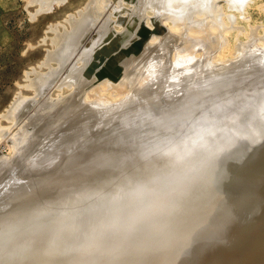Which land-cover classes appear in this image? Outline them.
<instances>
[{"label":"rangeland","instance_id":"1","mask_svg":"<svg viewBox=\"0 0 264 264\" xmlns=\"http://www.w3.org/2000/svg\"><path fill=\"white\" fill-rule=\"evenodd\" d=\"M43 1H45V0H0V183H2L4 180H6V178L8 177V176H11V177H13V175H14V177L16 176H19V177H21L22 178V180H25V181H32L34 178L35 179H37V178H39V177H42V176H44V175H46V174H49V173H57V174H60L61 172V170H62V168H63V165H62V163H61V161L63 162V160H65V155H64V153H62V152H60V148H59V146H60V144L59 143H56L55 145H54V147H53V145L50 147V146H47V142H45V141H41V144H39V139L37 140H34L35 142H33L31 145L29 144V142H30V138H29V135H31V139L33 140L34 138H33V134L34 133H32V132H35L36 131V129L37 128H34L33 127V125H34V123L31 121V117L34 115V110H36L37 108H38V105H40L41 103H42V99H43V96L44 95H46L47 93L48 94H51V96L52 97H57V95L59 94V93H62V91H63V96H66V95H68L70 92L67 90V88H65V89H63L62 88V90L61 91H56V89L57 88H55L54 87V84H52L51 86H53V87H51L50 86V90L48 89V91L47 90H45V91H47V93L44 91V93H42L41 95H36V93H35V89L34 88H31V87H27L28 86V83H30L29 81L32 79V78H34V76H35V74L34 73H37V72H40V74H42L43 72L45 73V71L47 72V68H46V66L44 65V66H41V65H43V64H41V65H39L40 63H42V61L45 59V57L44 56H46V51L47 50H49V49H51L52 48V44H51V38H52V36H53V31L51 30H49V25H53V24H56L57 22H61L62 21V19H63V17H65V15L67 14V13H69V12H72L77 6H78V4L80 3V1H82V0H65V1H63L62 2V4H61V2L60 3H57V6H56V3L54 4V5H52V7L50 8V9H48V10H50V11H48L47 12V10L45 11L43 8H44V5H43ZM203 2V4L204 3H206V4H202L204 7H206V8H210V6H211V4H210V0H203V1H201V3ZM220 2V3H219ZM222 2V3H221ZM45 3V2H44ZM219 4V6H220V9H218V10H222V13L223 14H220V21H219V19L217 20L215 17L214 18H208V19H204V20H202L203 18H197L196 16H195V14H193V15H191V14H189L188 13V11H190L189 9H186V11L185 12H183V11H181L180 12V15H182L183 16V18L184 17H189L190 19H188V20H190L189 21V24H188V21H177V20H175V22H176V24L175 25H173V26H171V25H169V23H168V25H162L161 27H160V36H161V40H160V42H159V44L158 45H156L155 46V49H154V52H153V55L152 56H150V59H151V62H149V63H151L152 65H150V64H148L147 62V60H144V62H143V64H140V66H134V67H132V68H130L128 71H126V74L125 75H129V74H131L135 69H137V67H138V69H139V71H140V73L139 74H143V73H146L148 70H149V73H150V71H151V73L154 75H156V71H158L159 70V72H158V74H159V77H161L160 79H159V77H158V75L157 76H152V74L150 73H148V75H150L151 77H152V79L151 80H153V77H154V80H157V81H152V82H161L160 84H162V85H164V86H162V85H160L159 83L156 85V86H154V88L152 89L151 88V91L150 90H146V88L145 87H142V89L143 88H145L143 91H142V89H139V94H138V96L136 97L137 99H133L132 101H133V104H131L126 110H125V113L128 111V110H134V108H139L140 106L141 107H144V106H147V105H149V103H151V101L153 100V99H156V98H158V100H159V98L162 100V102H161V100H159V103L160 104H164L165 106V109H167V108H169V107H171L172 105H175V104H178V103H180V102H185V104H187V107H189V102H190V99L192 98V97H194L195 99H197L196 98V96L198 97V98H200V99H197V101H199V103L201 104H199V107L198 108H196V109H194V110H192V112L190 113L191 115L190 116H188V118H184V119H181V121L183 120V123H182V126H186V128H189V126H190V124H194L195 122V124H197V125H203V127H204V131L203 130H201V129H203V128H197L196 130L194 129V128H191V129H189V130H186L187 131V135L186 136H188L189 137V139H195V140H199L198 138H201L200 136H204V137H202V138H207V140L209 139V141L211 140L212 142H213V140L214 141H223V142H226L225 140H229V142H230V144H232V146H235L236 148H239V147H241V149H239V150H242V151H245V150H247L248 148H254V146H257V148H258V150L261 152V153H263L264 154V108L263 107H261L262 105H264V85L262 84V82H264V71H263V69H264V0H245L244 1V3H243V6L242 7H236V8H230V7H228V4H227V2H226V0H218L217 2H216V4ZM43 5L42 7L40 6V5ZM208 4H210L209 6H208ZM247 4V5H246ZM192 5V7L195 5L194 3H192L191 4ZM191 5H188V6H191ZM256 5H258V6H256ZM41 7L44 11H42V9L39 8ZM37 8H38V10H40V11H38L37 10ZM181 6L179 5V6H175L174 7V11H171V12H175V14L176 13H178V10H181ZM259 8V9H258ZM261 8V9H260ZM38 12H40V13H36L37 11ZM36 11V12H35ZM233 11H234V13H233ZM246 11V12H245ZM192 13V12H191ZM243 13V14H242ZM229 14L231 15V17H232V22H231V20H229L228 19V16H229ZM35 15V16H34ZM225 15V16H224ZM228 15V16H227ZM236 15V16H235ZM246 16H248V17H246ZM33 17H34V19H33ZM230 17V16H229ZM193 19H195V21H193ZM199 19V21H197ZM210 19H211V22H210ZM231 19V18H230ZM214 22H213V21ZM217 20V21H216ZM197 21V22H196ZM187 22V23H186ZM192 22V23H191ZM185 23V24H184ZM217 23H218V25H217ZM180 24H181V27H183V29H181V27H180ZM188 24V25H187ZM192 24H194L195 25V27H194V25H192ZM196 24H198V25H196ZM204 24V25H203ZM214 24V25H213ZM220 24V25H219ZM223 24V25H222ZM227 24V25H226ZM191 25V27L189 28V26ZM208 25V26H207ZM217 25V26H216ZM168 26V27H167ZM178 26V27H177ZM204 26V27H203ZM222 26V27H221ZM228 27L229 28V30H228V28H226V27ZM175 27V28H174ZM223 27L225 28V30L223 29ZM48 28V29H47ZM169 28H171L173 31L172 32H174L175 31V29H177L178 28V30L177 31H175L174 33H172L170 30V32L168 31V29ZM215 28V29H214ZM51 29V28H50ZM61 28H60V26H59V30H60ZM209 29V30H208ZM211 29V30H210ZM220 29H221V33L222 34H226V32H227V34L226 35H223V37H224V39H223V37H222V34L220 33ZM187 30V31H186ZM188 30H189V33H188ZM213 30V31H212ZM224 30V31H223ZM235 30V31H234ZM45 31V32H44ZM47 31V32H46ZM183 31H184V33H183ZM191 31V32H190ZM193 31V32H192ZM187 32V33H186ZM235 32V33H234ZM241 32V33H240ZM173 34V35H171V34ZM219 33H220V36H219ZM169 36H168V35ZM182 34H184V35H182ZM188 34V35H187ZM195 34V35H194ZM45 35V36H44ZM171 35V36H170ZM159 36V37H160ZM219 36V37H218ZM42 37L44 38V39H42ZM51 37V38H50ZM166 37V38H165ZM196 37V38H195ZM48 38V39H47ZM165 38V39H164ZM210 38V39H209ZM163 39V40H162ZM185 39V40H184ZM216 39V40H215ZM220 39H222V41H223V43H224V47H223V43L221 44L220 43ZM50 40V41H49ZM184 40V41H183ZM197 40H199V42H197ZM211 40V41H210ZM196 41V42H195ZM192 42H194L195 44H197V46L195 45V44H192ZM208 42V43H207ZM199 43V44H198ZM202 44V46H201V44ZM205 43H207L206 45H204ZM176 44V45H175ZM218 44H220V46H218ZM180 45V46H179ZM187 45V47H185ZM191 47H190V46ZM196 47H195V46ZM208 45V46H207ZM204 46V47H203ZM224 48V49H222V47ZM162 47V48H161ZM173 47H175V48H172ZM182 47V48H181ZM188 47H190V48H192L191 50H190V48H188ZM165 48V49H164ZM185 48H188L187 50L185 49ZM171 49V50H170ZM196 51H195V50ZM204 49V50H203ZM163 50H164V52H163ZM186 50V51H185ZM223 50H225V51H223ZM176 51V52H175ZM222 51V52H221ZM163 52V53H162ZM174 52V53H173ZM183 52V53H182ZM185 52V53H184ZM189 52V53H188ZM195 52V53H194ZM224 52V53H223ZM165 53V54H164ZM191 53V54H190ZM232 53V54H231ZM235 53V54H234ZM180 54V55H179ZM182 54V55H181ZM188 54H190V55H188ZM231 54V55H230ZM173 55H175V58H174V56ZM184 55V56H183ZM197 55V56H196ZM222 55V56H221ZM223 55H224V57H223ZM236 55V56H235ZM260 55V57L258 58V56ZM154 56V57H153ZM177 56V57H176ZM185 56H187V57H185ZM192 56V57H191ZM211 56V57H210ZM228 56H229V58H228ZM152 57V58H151ZM157 57H159V58H157ZM163 57V58H162ZM166 57V58H165ZM195 59H194V58ZM220 57V58H219ZM258 58V59H256V58ZM160 61V62H162V65L160 64V62L158 63L159 64V69H158V67H157V63H156V61H157V59ZM161 58V59H160ZM168 58V59H167ZM180 58V59H179ZM182 58V59H181ZM250 58H253V59H250ZM262 58V59H261ZM148 60H149V58H147ZM156 59V60H155ZM167 59V60H166ZM216 59H217V61H216ZM163 60H165V62L163 61ZM205 60V61H204ZM251 60L253 61V62H251ZM256 61V63H257V61H258V63H257V67H256V63H255V61ZM183 61V62H182ZM187 61V62H186ZM224 61V62H223ZM259 61H261V62H259ZM156 64H155V63ZM197 62V63H196ZM233 62V63H232ZM249 62H251L250 64H249ZM154 63V64H153ZM203 63V64H202ZM235 63L237 64V66L235 65ZM241 63V64H240ZM247 63V64H246ZM260 63H262V66H261V64ZM53 64V63H52ZM148 64V65H147ZM251 64L253 65V66H251ZM54 65V64H53ZM145 65H147L148 67H145ZM154 65H156V66H154ZM165 65V66H164ZM170 65V66H169ZM201 65V66H200ZM238 65H240L239 67L241 68V69H239L240 71H238L240 74L238 75V72H237V70H238ZM260 65V66H259ZM142 66V67H141ZM163 66V67H162ZM200 66V67H199ZM202 66H204V67H202ZM232 66H233V68L236 70V72H234L233 70H231V68H232ZM235 66H236V68H235ZM242 66V67H241ZM249 66V67H248ZM251 66V67H250ZM259 66V67H258ZM152 67V68H151ZM157 67V68H156ZM165 67V68H164ZM181 67V68H180ZM195 67V68H194ZM231 67V68H230ZM33 68V70H31ZM144 68H146V70L148 69V68H150V69H148L147 71L146 70H144ZM157 70H156V69ZM163 68V69H162ZM169 68V69H168ZM185 68V69H184ZM202 68V69H201ZM213 68H215V69H213ZM219 68V69H218ZM223 68V69H222ZM229 68V69H228ZM245 68H247V70L248 71H252V72H245ZM251 68H253V69H251ZM262 70H261V69ZM178 70V72H175L174 73V71H177ZM197 69H198V71H197ZM200 69V70H199ZM205 69V70H204ZM221 69V70H220ZM225 69V70H224ZM227 69V70H226ZM242 69H244V71L242 72ZM259 69V70H258ZM142 70H144V72L142 71ZM154 70H156L155 71V73H154ZM162 70V71H161ZM166 70V73L165 74H163L164 73V71ZM169 70V71H168ZM172 70V71H171ZM191 70V71H190ZM195 70V71H194ZM203 70V71H202ZM255 70V71H254ZM66 71V68L60 73V76H58L57 77V79L56 80H58L63 74H64V72ZM146 71V72H145ZM199 71H201L200 72V74L202 75L203 74V76H200L199 75ZM209 71V72H208ZM222 71V72H221ZM226 71V72H225ZM229 71H232L233 72V74H232V72H229ZM25 72H26V74H25ZM168 72H170V73H172V74H167ZM188 72H191V73H193V74H197L196 76H195V78L194 79H191V77L192 76H194L193 74H191L190 75V73L188 74ZM203 72V73H202ZM43 73V74H44ZM177 73V74H176ZM209 73H211V74H209ZM216 73V74H215ZM225 73H227V74H225ZM237 73V74H236ZM243 73H246V74H244V76H241V74H243ZM247 73L249 74V76L252 74V75H257V73H261L260 75V77H258L259 75H257V77H256V75L255 76H251V77H248V75H247ZM255 73V74H254ZM141 74V75H142ZM176 74V75H175ZM179 74V75H178ZM182 74H184V76H183V79H182ZM187 74V78H188V76H189V81H188V79H186V77H185V75ZM206 74H209V75H206ZM223 74H225V78H223L224 77V75ZM229 74H231V75H229ZM33 75V76H32ZM124 75V76H125ZM164 75V76H163ZM165 75H167V76H165ZM171 75V76H170ZM172 75H173V77H172ZM181 75V76H180ZM204 75H206V76H204ZM214 76V75H217V76H214V77H209V76ZM228 75V76H227ZM234 75V76H233ZM237 75H238V77H237ZM123 76V77H124ZM162 76H163V78H162ZM178 76H180V77H178ZM200 77V79H199V77ZM123 77H120L119 78V81H120V79L121 78H123ZM155 77H158V78H155ZM176 77V78H175ZM204 77L207 81H205V79L202 78ZM216 77H218L217 79H218V81H216L217 79H215ZM220 77H222L221 78V80H224L223 82L220 80ZM230 77H232V78H234V77H237V81H236V78H235V80L234 79H230ZM240 77H242V78H240ZM244 77V78H243ZM26 78H27V80H26ZM167 78V79H166ZM178 78V79H177ZM179 78H181V79H179ZM208 78L210 79V81L211 80H215V82H216V84H218V85H216V84H214L213 82H211L210 84L208 83V82H210L209 80H208ZM211 78H214V79H211ZM226 78H228L227 79V81H226ZM251 78V79H250ZM255 78L259 81V82H257V80H255ZM259 78H260V80H259ZM147 79V78H146ZM159 79V80H158ZM165 80L164 82H163V80ZM185 79V80H184ZM199 80V82H200V84H201V80H203V82H204V84H203V82H202V86L203 85H205L206 86V84L208 83L209 85H211L212 86V84L213 85H215L216 86V89H215V87L214 86H212L213 87V89L212 90H210V92L209 91H205V90H202V88H193V87H195L194 86V84H192V81L191 80ZM242 79V80H241ZM252 79H254V80H252ZM151 80H149L150 82H151ZM180 80H184V82L183 81H180ZM228 80H230L229 82H231L230 84H229V82H228ZM119 81H114V82H112V84H111V87H112V91H114V93H112V92H110V91H108V90H110L109 89V87H108V90H106V92H109V93H106V92H104L105 93V95H107L108 97H104L103 95H100L101 96V98H102V100L104 99H106L107 100V102H105L104 103V105H102V106H97L96 104V108L97 109H99V110H101L102 109V114L106 111L107 112V116L110 114L111 115V117L112 118H110V120L109 119H107L106 120V122H108V123H106V122H100V123H98L100 120H96L95 121V119L94 118H96V116L95 117H93V119H92V122H90V126H92L93 124H94V126H92L93 127V132L94 133H98V131H100V130H104V129H107V130H109L113 125H116L117 123H119L120 122V120H121V118L119 119V120H116V122H114L115 120L113 119V118H115V119H117V114H118V112L116 111L118 108H116V106H118L119 105V103H121V102H124L125 100L128 102V99H132L133 97H131V95H128L127 93H126V89H128V87L129 86H127V83H120L119 84ZM166 81H168V82H166ZM172 81H173V83H172ZM185 81H187V82H185ZM226 81V82H225ZM233 81V82H232ZM238 81H239V83H238ZM115 82H116V84L118 85H116L115 84ZM118 82V83H117ZM181 82V83H180ZM190 82H191V84H190ZM207 82V83H206ZM217 82H219V83H217ZM227 82H228V84L229 85H227ZM46 83H47V81H46ZM163 83H165V84H163ZM169 84V86L170 87H168V84ZM174 83H176L175 85H174ZM177 83H178V85H180V86H178L177 85ZM189 83V84H188ZM220 83H223V84H221L220 85ZM225 83V84H224ZM145 84V83H144ZM183 84V85H182ZM186 84H188V85H186ZM123 85V86H122ZM129 85V84H128ZM131 85V84H130ZM141 85H142V83H141ZM148 85V84H147ZM146 85V86H147ZM172 85H174V87H172ZM185 85V86H184ZM190 85H192V86H190ZM208 85V86H209ZM221 87H220V86ZM223 85H224V87H223ZM225 85H227V87L225 86ZM24 86V87H23ZM113 86H115V87H113ZM120 86V87H119ZM125 86L127 87L126 89H125ZM184 86V87H183ZM187 86H189V87H187ZM247 86H251V88L250 89H248V88H246ZM254 86V87H253ZM256 86V87H255ZM27 87V88H26ZM168 87V88H167ZM172 87V88H171ZM177 89H176V88ZM217 87H219V90L221 91V89H223V88H225V89H223V91H219L218 89H217ZM223 87V88H222ZM253 87V88H252ZM114 88V89H113ZM116 88V89H115ZM53 89V90H52ZM123 89H124V91H123ZM149 89V88H148ZM188 89L190 90L189 91V93H187V91H188ZM228 91H227V90ZM255 89V90H254ZM34 90V91H33ZM218 92H217V91ZM254 92H253V91ZM262 90H263V92H262ZM147 91V92H146ZM206 92V93H203V94H201L200 92ZM225 91V92H224ZM227 91V92H226ZM240 91V92H239ZM245 91V92H244ZM248 91V92H247ZM251 91V95H250V92ZM256 91V92H255ZM121 92V93H120ZM123 92V93H122ZM220 92V93H219ZM233 92V93H232ZM238 92V93H237ZM242 92V93H241ZM257 92L259 93V92H261V93H259V94H257ZM197 93V95H195V94ZM212 93V94H211ZM240 93H241V95H243V96H241L240 95ZM247 93V94H246ZM249 93V94H248ZM254 93H255V95H254ZM89 94H94L93 92H89V93H87V98H88V96H90L91 97V95H89ZM113 94V95H112ZM118 95L119 96V94H121L120 95V97H118V96H116V95ZM124 94V96H122ZM175 94V95H174ZM192 94H194L192 97H191V95ZM200 94V95H199ZM214 94V96H212ZM222 94H224V95H222ZM261 94V95H260ZM112 95V96H111ZM205 95V96H204ZM233 95V96H232ZM239 95V96H238ZM253 95H254V97H253ZM257 95V96H256ZM263 95V96H262ZM20 96V97H19ZM201 96V97H200ZM207 96V97H206ZM210 96L212 97V98H210ZM223 96H225V98H229V97H234V96H238L237 98H235V100L233 99L232 101L231 100H229V101H227V99H223ZM247 96V97H246ZM249 96H252V97H249ZM258 96H260V97H258ZM16 97H18V98H24V99H22V101L23 102H20L19 103V105H18V108L19 109H17V111L14 113V117L13 116H9L10 118H8L7 119V112H9L11 109H9V106H12V104H10L11 102H15V101H19L18 100V98H16ZM117 97V98H116ZM121 97H123V98H121ZM176 99H175V98ZM179 99H178V98ZM187 97L188 98H190V99H187ZM203 97V98H202ZM210 99H209V98ZM242 97H244V98H242ZM256 97V99H253V98H255ZM258 97V98H257ZM13 98V99H12ZM27 98V99H26ZM33 98V99H32ZM42 98V99H41ZM108 98H116V100L114 99H111V100H113V101H111L110 99H108ZM125 98V99H124ZM184 98V99H183ZM187 99V101H186V99ZM218 98H222V99H220L221 101H219L218 100V103L216 104V102H217V99ZM240 98V99H239ZM249 98V99H248ZM259 98H261L260 100H259ZM34 99H36L35 101H34ZM141 99H143V101L141 100ZM151 99V100H150ZM175 99V100H174ZM182 99V100H181ZM207 99V100H206ZM216 99V100H215ZM39 100V101H38ZM41 100V101H40ZM136 100H138V101H140L139 103H138V101H136ZM147 100H149V101H147ZM157 100V101H158ZM164 100L165 101H167V102H170V100L172 101V102H170L169 104H166V102H164ZM176 100H178V101H176ZM189 100V101H188ZM205 100V101H204ZM213 100V101H212ZM243 100V101H242ZM254 100H258L257 101V104L255 105V106H252V107H249V109H247V106L248 105H250L252 102ZM37 101V102H36ZM125 101V102H126ZM130 101V100H129ZM132 101H130V102H132ZM145 101H147V103L145 102ZM174 101V102H173ZM211 101H212V103H211ZM215 101V102H214ZM231 101V102H230ZM234 101V102H233ZM235 101H237L238 102V104H237V102H235ZM241 101H242V103L244 104H242L241 103ZM251 101V102H250ZM119 102V103H118ZM130 102H128V103H130ZM144 102V103H143ZM164 102V103H163ZM176 102V103H175ZM210 102V103H209ZM225 103V104H221V103ZM250 102V103H249ZM261 102V103H260ZM114 103H117V104H115L116 106H115V108H116V110L112 107V105H114ZM134 103H138V105H134ZM141 103H142V105H141ZM172 103V104H171ZM192 103V102H191ZM228 103V104H227ZM90 104V103H89ZM213 104H214V106H213ZM231 104V105H230ZM236 104V105H235ZM241 104V105H240ZM110 105H111V107H110ZM128 105V104H127ZM169 105V106H168ZM225 105V106H224ZM239 105V106H238ZM259 105V106H258ZM24 106V107H23ZM33 106V107H32ZM107 106H109L110 108H111V110H112V108L115 110L114 112L115 113H113V110H112V112H111V110H110V112H109V109H106V107ZM218 106H219V111H217V109L215 110V111H217L216 113L215 112H213V110H210V107H213V108H218ZM222 106V107H221ZM241 106V107H240ZM95 107V106H94ZM103 107H105L104 109H103ZM108 107V108H109ZM140 107V108H141ZM234 107V108H233ZM239 107H240V109H239ZM245 107V108H244ZM261 107V108H260ZM23 108V109H22ZM8 109V110H7ZM202 109L204 110V111H202ZM242 109V110H241ZM263 109V110H262ZM119 110V109H118ZM201 110V111H200ZM221 110V111H220ZM211 111V112H210ZM237 111V112H236ZM245 111V112H244ZM261 111V112H260ZM33 112V113H32ZM99 112V111H98ZM97 112V113H98ZM101 112H99V113H101ZM105 112V113H106ZM109 112V113H108ZM205 112H207V113H205ZM258 112V113H257ZM124 113V114H125ZM212 113V114H211ZM218 113V114H217ZM6 114V115H5ZM25 114V115H24ZM29 114V115H28ZM113 114H115L116 116L114 117V115ZM233 114V115H232ZM256 114V115H255ZM31 115V116H30ZM104 115V114H103ZM109 115V116H110ZM206 115V116H205ZM213 115V116H212ZM231 115V116H230ZM238 115V116H237ZM260 115V116H259ZM6 116V117H5ZM108 116V117H109ZM217 116V117H216ZM219 116H220V119L221 120H217L218 118H219ZM11 117H12V119H11ZM19 117V118H18ZM202 117V118H201ZM206 117V118H205ZM223 117V118H222ZM228 117V118H227ZM253 117V118H252ZM263 117V118H262ZM29 118V119H28ZM227 120H226V119ZM98 119V118H97ZM103 120V119H102ZM109 120V121H108ZM230 120V121H229ZM256 120H258V122L256 121ZM260 120H262V121H260ZM98 121V122H97ZM186 121H187V123H186ZM204 121H205V123H204ZM245 121H247V122H245ZM110 122V123H109ZM174 122H175V120H174ZM185 122V123H184ZM221 122H223V125L224 126H226V127H229V129H230V132L228 131V130H225L224 132L222 131V132H213L212 133V131L215 129V126H216V124L217 123H221ZM233 122V123H232ZM255 122V123H254ZM259 122H261V126H262V128H263V133L260 135V136H253V135H251V133H253V132H255V131H252L253 129H257L260 125V123ZM32 125H31V124ZM102 123L103 124H105V125H103L102 127H101V125H102ZM113 125H112V124ZM177 123V122H176ZM232 123V124H231ZM245 123V124H244ZM248 123V124H247ZM30 124V125H29ZM99 124V126H97ZM222 124V123H221ZM22 125V126H21ZM130 125L131 124H127L126 125V127H130ZM189 125V126H188ZM214 125V126H213ZM248 125V126H247ZM29 126V127H28ZM37 126H39V125H37ZM96 127H97V129H96ZM98 127H99V129H98ZM81 128V127H80ZM79 127H75V128H73V130L72 131H78L79 129H80ZM243 128V129H242ZM32 129V131L30 132L29 130H31ZM35 129V130H34ZM42 129V128H41ZM124 129H126L125 128V126L122 128V131L124 130ZM209 129V130H208ZM233 129V130H232ZM237 129V130H236ZM206 131H211L210 133H205V134H207V135H203V133L204 132H206ZM232 131V132H231ZM238 131V132H237ZM250 131V132H249ZM198 132V133H197ZM242 132V133H241ZM23 133V134H22ZM232 133H233V135H232ZM66 133H63V134H61V135H59V137L57 138V140L56 141H59L60 139H63L66 135H65ZM192 134V135H191ZM197 134V135H196ZM27 135V136H26ZM139 135H141V137L143 136V133H140ZM137 136L136 135V137H135V139H137V138H140V136ZM155 135V134H154ZM191 135V136H190ZM195 135V136H194ZM200 135V136H199ZM208 135H211V136H208ZM236 136V137H235ZM26 137H28V143H27V141H25L27 138ZM238 137V138H237ZM242 137V138H241ZM257 137V138H256ZM25 138V139H24ZM212 138V139H211ZM243 139V140H242ZM31 140V141H32ZM24 141L26 142V144L24 143ZM135 141V140H134ZM210 141V142H211ZM45 142V143H44ZM241 142V143H240ZM43 143V144H42ZM239 143V144H238ZM25 144V145H24ZM37 144H38V146H37ZM171 144V145H170ZM45 145V146H44ZM177 146V143L176 142H169V146L171 147V146ZM27 146V147H26ZM44 146V147H43ZM47 146V147H46ZM172 146V147H173ZM201 146V145H200ZM22 147V148H21ZM25 147V148H24ZM42 147V148H41ZM57 147V149H55L54 150V148H56ZM44 148V149H43ZM198 148H200V150H202L201 148L202 147H197V149ZM50 149V151H47V150H49ZM196 149V148H195ZM25 150L26 151V153H28V156H26V157H28V159H29V164L28 165H25V167H23L22 168V170L20 171V172H18V173H10V172H7V169H8V165H10V164H15V162L16 163H19V161H21V160H23V159H21V157H18L19 155H20V153H22L23 151ZM30 150V151H29ZM36 150V151H35ZM52 150H54V151H52ZM224 152H225V148H223L222 149ZM222 150L221 149H219V153L218 152H215L214 153V157L215 158H217V154L216 153H218V156L219 155H221V156H219L217 159H221V162L223 161L222 160V156L224 155L223 153L221 154V152H222ZM38 154V155H37ZM62 155L63 154V156H59V155ZM27 155V154H26ZM263 157H261L260 159L262 160H260L259 159V162H257V160L255 161V163L257 162L259 165L260 164H263L262 162H263V160H264V155H262ZM12 157H14V158H12ZM59 157V158H58ZM60 157H62V159L60 158ZM9 158V159H8ZM56 158V159H55ZM263 158V159H262ZM26 159V158H25ZM42 160H44V162L42 161ZM219 160H216L215 159V161L213 162V164L215 165V166H217V164H218V167L220 166L219 164L221 163H219ZM4 161V162H3ZM56 161V162H55ZM218 161V162H217ZM248 161V160H247ZM249 161H251V160H249ZM35 162H37V164L35 163ZM65 162L66 161H64L63 162V164L65 165ZM215 162L217 163V164H215ZM254 161H252V163H253ZM2 163V164H1ZM56 163V164H55ZM60 163V166H58L57 164H59ZM107 163H109L110 164V162H107ZM210 163H212V162H210ZM208 164L207 166L208 167H203V168H208L209 169V172H206L208 169H203V168H201V169H199L198 171H202L203 170V172H206V173H203V176L204 177H206V175L208 176V174L207 173H211L212 174V176L214 177L215 175H216V172H215V170H213V168H217V167H214V165L213 164ZM255 163H253V165H256ZM34 164V165H33ZM251 164V163H250ZM257 164V166H255V170H257V172L255 173L254 171L255 170H253L252 169V171H253V175H254V179H252V180H254L255 181V179H256V182H254L253 184H254V186L256 187V185H258V186H260L259 188H258V186L256 187L257 188V190L258 191H256L255 189L256 188H254V186L252 185V181L251 180H249V179H245V178H248V175L249 176H251V172H249V171H251V168L250 167H252V165H248V166H250L249 168H250V170H249V168H248V174L246 173L245 175H247V176H242L240 173H238L239 172V170H243V173H245L244 172V170L245 169H247V167L245 168L244 166H242L240 169L238 168V167H236V169H238V171L237 170H235L234 172H235V177H237L236 175H241L240 177H239V179H238V177H237V179L239 180V181H242L243 179L246 181V180H249V181H251V184H249L248 182H247V184H248V186L246 185L245 187H243L245 184H246V182L245 183H242L243 184V186H242V184H241V186L243 187H241V186H239L240 185V183H239V181H237V179L236 178H234V172L232 171V174H231V170H228V172L230 171V173H227L228 175H230L231 174V176H229V179L231 180V181H233L234 180V182L235 183H238L237 184V186H239L240 188H237V186L235 185V183H234V185L236 186V187H234V186H232V184H231V181L228 179V181L225 179V177L226 178H228L227 177V175L226 176H224V174H225V172H223V174H222V176L220 177V173H219V170H218V174H217V176L219 177V178H221V179H223L222 177L224 176V179L227 181V183L228 182H230V183H228L229 185H231V188L233 187V189L235 188V192H236V189H240V190H243L244 189V191H242V193H247L248 195H246L245 193V195L246 196H248V198H246V196H244L242 193H241V195H243V197H244V201H246V200H249V198H250V200H252L251 199V196L253 195V192H251V191H253L252 190V188L256 191V192H261V191H259V189L261 188L262 190L264 189V176L262 177L263 179H262V181H261V179L259 180L258 178V176L261 174V173H263V171H264V169L262 170V168L260 169V171L259 172H261V173H259V175H258V165ZM30 165V166H29ZM55 165V166H54ZM58 167H57V166ZM106 165H108V164H106ZM200 165V164H199ZM206 165V164H205ZM210 165H212L213 166V168H212V166L210 167ZM7 166V167H6ZM109 167H111L110 165H108ZM263 166H264V164H263ZM262 166V167H263ZM2 167V168H1ZM28 167L30 168V170L28 169ZM196 167H200V166H196ZM221 167V166H220ZM254 167V166H253ZM4 168H5V170H4ZM72 169H69L68 168V170H67V176L66 175H64V176H62L61 178H59V179H57L56 180V182H61V181H64V180H67V178H68V174L69 173H72V172H76L77 170H74L73 169V167H71ZM108 168V167H107ZM210 168H211V170H213V171H211L210 170ZM245 168V169H244ZM220 169V168H219ZM72 170V171H71ZM110 170H112V173H107V175L108 176H113V175H115V173H116V171L117 170H115V169H110ZM195 170H197V169H195ZM205 170V171H204ZM234 170V169H233ZM115 173H114V172ZM197 171V172H198ZM211 171V172H210ZM111 172V171H110ZM212 172H214L215 174H213ZM198 173H200L201 174V176H202V172H198ZM198 173H197V175H198ZM238 173V174H237ZM251 173V174H250ZM255 173V174H254ZM94 174H97V175H101L102 176V174H101V171H97V172H95ZM110 174V175H109ZM257 174V175H256ZM200 176V177H201ZM202 176V177H203ZM209 176H210V174H209ZM208 176V177H209ZM210 177V178H208V177H206V179L208 180V181H211V182H213V180L216 178V180H218V181H214L213 182V185L215 186L216 185V188L218 189V187H217V185L219 186V188H225L226 186V189L225 190H227V188H229V190H230V187H228V185H226L227 183H225V186H224V179H223V181L221 180V179H219V178H217V177H215V178H213V177ZM233 176V177H232ZM203 177V178H204ZM231 177H232V179H231ZM241 177H244V178H241ZM253 177V176H252ZM73 178V177H72ZM70 179V180H74V179ZM198 178V182H199V184H200V180H199V177H197ZM196 178V179H197ZM202 178V185H205V186H202V188L205 190V188H206V190L205 191H207V189L209 190V188H210V195H209V193H208V195L207 194H205V193H207V192H204L203 191V189L200 187V188H198L199 186L197 185V183L198 182H196L195 181V183H193V185L195 184V186H190V187H194L193 188V190H191L192 188H190V187H188V189L187 190H189V188H190V191L192 192H194V194H197V195H199L198 196V198H200L202 195H201V193L203 194V196H205V197H203V201H208V199H209V197H211V198H213V200L216 198V197H214V196H216V195H219V194H217V189H215L214 188V186L210 183V184H207V186H206V183H207V180H206V182H205V180ZM211 178H212V180H211ZM261 178V177H260ZM69 179V178H68ZM236 179V180H235ZM241 179V180H240ZM145 180V179H144ZM225 181V182H226ZM237 181V182H236ZM258 181V182H257ZM260 181H261V183L263 184V185H261V183H260ZM194 182V181H193ZM205 182V183H204ZM218 182V183H217ZM220 182H223V184H221L220 185ZM99 183H102V182H99ZM209 183V182H208ZM215 183V184H214ZM217 183V184H216ZM260 183V184H259ZM55 184H57V183H55ZM192 184V183H191ZM190 184V185H191ZM74 186H76V187H79V184H77L76 182L73 184ZM103 184H100L99 186H102ZM196 185L198 186V187H196ZM201 185V184H200ZM209 185V186H208ZM253 187H252V186ZM25 186V185H24ZM27 186H29L30 188H32V186H30V185H27ZM44 186H46V185H44ZM44 186H43V190H44ZM222 186V187H221ZM224 186V187H223ZM249 186H251V187H249ZM261 186H263V187H261ZM29 187L27 188V189H29ZM198 188V189H200V191H198V193H200V194H198V193H196L195 192V189L196 188ZM208 187V188H207ZM109 188H111V187H109ZM108 188V189H109ZM214 188V189H213ZM247 188H250L251 190H249V189H247ZM26 189V190H27ZM114 189H117L118 190V188H114ZM114 189H112L111 191H110V193L111 192H113V190ZM129 189V187L128 188H126L124 191H127ZM216 191V193H214L213 191ZM247 189V190H246ZM116 190V191H117ZM186 190V192L184 193L185 195L186 194H188L189 195V193H188V191ZM197 190V189H196ZM219 190V189H218ZM223 191L221 192V190H220V195H222V197H224V198H226V200H227V197H232L234 194H235V192L233 191V194H231L232 193V190H230V192H229V190H227V191H225L224 189H222ZM240 190H238L237 192L239 193V191ZM246 190V191H245ZM115 191V190H114ZM116 191L113 193V195H117L118 193L119 194H121L122 196H121V198H123L124 196L123 195H125V193H122V191L119 189L118 191V193H116ZM123 191V192H124ZM189 191V192H190ZM213 192V194H216V195H214L213 196V194H212V192ZM224 191H225V193L227 194H231V195H225V193H224ZM254 191V192H255ZM264 191V190H263ZM262 191V192H263ZM190 192V193H191ZM252 193V195L250 196L249 195V193ZM19 193V195H18V198H20L21 197V194H22V192H20L19 190L18 191H14V192H12V194L13 195H15L16 196V194H18ZM26 193V195L25 194H22V198L21 199H19L18 200V198L16 199V200H13L14 198H12V199H9V200H7V202H5L4 204H5V207H0V264H125V262L127 261H129L130 262V264H131V262H132V264H135V262H136V264H218V262H220L221 261V263H219V264H222L223 262H224V264H225V261H227V263L226 264H231V263H229V261L231 260L232 262H238L239 261V259H238V257L239 256H243V254H245L246 252L248 253V251H250L251 253H252V255H250L251 256V258H252V256H254L253 254H255V255H258V254H260V253H262V251H263V249H264V238L262 239V238H259V236H260V234L258 235V237H256L257 235L256 234H258L259 232L261 233H263L264 232V230L262 231V230H257V231H259L258 233L256 232L255 233V231H256V229H258L259 227L261 228V226L263 225V227H264V217L263 216H261V215H259V214H263V212L262 213H260V211L258 210V212H254V213H251V206L249 207L248 205H249V202L248 201H246L245 202V204L244 205H246V203H247V207H244L243 209L244 210H247V214H248V211H249V208H250V216H251V218H252V216H254V219H255V221H256V218L257 217H255V216H257V214L259 215L258 217H260L258 220H259V222H260V220H261V223H258V221H257V224H261V226H259L258 228H257V224H256V222H254V220H252L251 219V221L250 220H248L249 221V223L250 222H254L255 223V225H254V227H256V229H255V231H254V228H253V231H254V237H256V238H258L259 240H260V244H262V245H260V244H258V243H256L255 244V239L253 238V239H251L252 241H250L249 239L251 238V237H248V235L245 233L244 234V232H242V230L243 229H245V227H247V229H248V231H250V232H248V233H250V236H251V232H253V231H251V229H250V225L252 224V223H250L249 225H248V223H246L247 221V219H250V216L249 217H243V218H241V216H242V214L244 215L245 214V212H243L244 210L241 208V207H243L244 205L242 204V206H241V204L240 203H243V202H241V201H243V198H241V197H238L240 194H238V195H234L235 197V201H236V199H237V197H238V199L239 198H241V200H238V201H240L239 202V206H238V204L237 205H235V201H230V203L232 202L233 204H230L228 201L230 200V198H228L229 200H227V202H225V199L224 198H222L221 196H217V201H221L222 203H220V204H222L223 205V201H224V204L225 203H227V205H229V207L227 208V207H224V206H226V204L224 205V206H222V205H220L219 204V202H216V200H214L215 202L213 203V204H211L212 206H214L210 211H208L207 212V209L209 210L210 209V204H208V208L206 207V214H207V218L208 219H210V224H209V220H206L205 219V217L204 218H202V219H204L203 221H202V223L204 222V224L206 223V222H208V224H207V226H208V228H209V226L212 224V226L213 227H210L211 229H212V231H211V229L209 228L208 230L209 231H211V233L209 232V234L207 233V236H209L210 237V239H209V237H208V240H211V236H213L214 237V235L215 234H217L216 233V230L218 231V233H220V234H217V237L215 238L216 240L214 241L213 239V241L211 242L210 241V244H208L209 243V241L207 242V243H205L206 242V239H205V234H206V232L208 231V230H206V232H203L202 231V229H207L205 226L206 225H204L203 226V224H201V225H199L200 224V222H199V218H198V223L197 222H195L193 219H195V218H193V216L192 215H190V213H193V212H191V210L195 207L196 208V206L198 205L197 204V202L199 201V199L197 198V195H195V198L193 197V195L194 194H192L191 193V198H190V195L188 196V195H186V196H184V194H183V196H182V198L180 197L181 195H179V198H180V201L183 199V200H186L188 197V200H186V201H188V203H190L191 201L189 200V199H193L194 198V202L196 201V203H194L193 202V200H192V203L193 204H197L196 206H194L193 204H191V206H192V209H190V207H187V206H185L186 204V202H183L185 205V211H186V214L188 213L187 211H189V215L187 214L186 215V218H184V219H186V220H184V222H187L188 220L187 219H189L190 217V221H191V219H192V221H191V223H190V221H189V224L188 225H193L194 227H193V230H192V227L191 226H188L187 225V223H185L186 224V228H187V232H188V230H190L191 231V234H192V236L194 235V233H195V238L197 237V236H203V238H204V243H205V245L206 244H208V247H207V245L205 246L204 245V243H202V241H203V239H199V238H197V239H199V244H200V242H201V245H200V248H202V250H204V251H200V249H199V244L197 243V242H195L196 240H195V238H194V236H193V239H192V236H191V234H190V236H189V241L191 240V245L189 246L190 247V250L188 249V247L187 248H183L182 247V244L184 245L185 243L183 242V239H181V238H179L178 236H179V234H178V229L176 228V227H178V225H180L181 224V220L183 221V219H181V218H183V216L185 217V211L182 209V207H181V205L183 204V203H181V204H179L180 206H177V205H175L177 202L174 200V198H178V197H174L173 198V202H172V204L174 205V207L176 208V209H174V207L172 206V209H174L175 210V214H173V213H169L170 212V209L171 208H169V212L167 211V215H166V218L168 217V220L171 218V220H169L168 222H169V224L168 223H165L167 220H165V218L163 219L162 217L164 216L165 217V211L164 212H162L161 214H158L156 211H155V208H153L152 206H150L147 202H150L151 200H140L139 202L137 201V202H135V203H132L133 205H135V206H133V205H131L130 207H129V204H127V206L129 207V211H131V213L128 211L126 214H125V218H126V220H122V219H118L117 217H116V215L114 214V216H113V213H118L117 211H119V208L117 209L116 207L117 206H115L114 204H110V202L108 201V203H107V200L104 202H102V206H103V208L99 211V212H97L96 214L98 215V213H99V217H98V220H99V224L97 223V221L98 220H96L97 219V215L95 214V212L93 211V210H91L90 208H88V207H82L81 206V203L80 202H77L76 203V205L74 204V202H76V201H74V202H70V203H67L64 207H62V208H59V210H57V211H55L54 213L55 214H53V213H49V211H47V210H44V212L40 209L41 207L40 206H42V205H44V203H45V201H46V197H44L45 198V200L44 199H42L43 197H41V199L43 200H36V201H34V200H32V201H26V199L29 197L28 195V193L29 192H25ZM222 193V194H221ZM224 193V194H223ZM118 194V195H119ZM162 194V193H161ZM237 194V193H236ZM163 195H165V194H163ZM162 195V196H163ZM207 195V196H206ZM224 195V196H223ZM255 195V194H254ZM159 196V195H158ZM227 196V197H226ZM250 196V197H249ZM186 197V198H185ZM193 197V198H192ZM208 199H207V198ZM220 197L222 198V200L220 199ZM253 197V196H252ZM26 198V199H25ZM178 198V199H179ZM197 198V199H196ZM210 198V199H211ZM218 198H219V200H218ZM205 199H207V200H205ZM209 199V200H210ZM224 199V200H223ZM231 199H233V198H231ZM18 200V201H17ZM25 200V201H24ZM97 201H98V199H96ZM172 200V199H171ZM202 200H200L201 202H202V204L201 205H203L204 203H203V201ZM212 200V199H211ZM211 200L209 201L210 203H212L213 202V200H212V202H211ZM234 200V199H233ZM249 200V201H250ZM20 201V202H19ZM143 201H146V202H143ZM170 201V200H169ZM179 201V202H180ZM200 201L198 202V203H200ZM238 201H236V203H238ZM256 201V200H255ZM255 201H253V204H254V202ZM22 202H24V203H22ZM42 202V203H41ZM49 202H51V199L49 200ZM58 202V200H54V201H52V205H56V203ZM142 202V203H141ZM171 202H169L170 203V205H172L171 204ZM176 202V203H175ZM26 203V204H25ZM35 203L37 204V203H41L39 206H38V204H37V206L35 205ZM71 203H73L74 205H70ZM125 203H128V202H125ZM146 203L147 204V206L148 207H146V204L144 205V204ZM151 203V202H150ZM207 203V202H206ZM17 204H19L18 206H17ZM70 206H69V205ZM131 204V203H130ZM220 206H219V205ZM251 204V203H250ZM15 205V206H14ZM139 205H143V207L145 206L146 207V209H145V207H144V211L143 210H141V209H143L141 206H139ZM205 206L207 205V204H204ZM203 205V206H204ZM210 205V206H209ZM216 205H218L216 208H217V210H215L214 208H215V206ZM232 205V206H231ZM33 206V207H32ZM105 206V207H104ZM109 206V207H108ZM211 206V207H212ZM231 206V207H230ZM235 206H238L237 208L235 207ZM241 206V207H240ZM35 207H40V208H36L35 209ZM60 207V206H59ZM128 207L126 208V210L128 209ZM132 207V208H131ZM136 207V208H135ZM198 207H199V205H198ZM202 207V206H201ZM226 208L225 209V212H226V210H229V208H230V212L229 211H227L226 213L228 214V213H230V215L231 214H233V213H235L236 211L238 212V215H239V213H240V217H238L237 216V218L239 219H237V218H235L236 217V214H237V212L234 214V218H235V220H238V221H240V222H244V223H240V222H238V225L237 224H235V222H237V221H235L234 222V218L232 217V215L230 216H227V214L225 213L224 215L226 216V217H228V219L225 221V220H223L222 218H224L225 216H220V214H221V208ZM236 208V210H234L235 208ZM249 207V208H248ZM32 209V210H34V212H33V215L35 216H32V218H31V221H29L28 223H23L24 222V217H25V219H27L26 218V216L29 214V210H27V209ZM69 208V209H68ZM72 208H74V209H77L78 208V210H79V213H78V216H80V217H74V216H72L73 217V219H71L72 217H71V214H69V210L71 211V209ZM113 208H116V209H113ZM139 208V209H138ZM153 208V209H152ZM178 208V209H177ZM184 208V207H183ZM186 208H189L188 210L186 209ZM194 208V209H195ZM231 208L233 209V211L234 212H232V210H231ZM239 208V209H238ZM242 210H241V209ZM245 208H248V209H245ZM256 208H258V207H256ZM108 209H109V211H111V213L108 211ZM112 209V210H111ZM172 209H171V212H174V211H172ZM105 210V211H104ZM113 210L115 211V212H113ZM133 210V211H132ZM135 210H136V212H135ZM137 210H139L140 211V214L138 213L139 211H137ZM184 212H183V211ZM217 211V212H214V213H212L211 215L209 214V212H212V211ZM241 210V211H240ZM253 211H254V209H252ZM36 211V212H35ZM47 211V212H46ZM149 211H150V213H149ZM181 211H182V213H181ZM192 211H194V210H192ZM223 211V210H222ZM252 211V212H253ZM256 211V210H255ZM261 211H264V210H261ZM42 213L43 215H45L44 213L46 212V216H44L45 217V219L43 218V220L40 218H38V215H40V213ZM93 214L92 216H94L93 218H92V216H91V213ZM106 212V213H105ZM113 212V213H112ZM134 212V216H133V213ZM143 212V213H142ZM145 212L148 214V216L146 215V217H145ZM220 212V213H219ZM36 213L38 214V215H36ZM58 213H60V214H58ZM66 213L68 214V216L66 215ZM84 213H86L85 215H84ZM129 213V214H128ZM136 213V214H135ZM169 213V214H168ZM178 213H180V214H178ZM218 213V215H216ZM224 213V212H223ZM48 214H50L51 216L53 215L54 216V218H58L59 217V219L58 220H55V219H53L52 220V224L50 223V225H48L47 227H44L43 229L41 228V227H38V226H40L41 224H43V222L42 221H48L50 218H51V216L49 217V215ZM95 214V215H94ZM105 214V215H104ZM109 214H111L110 216L111 217H113V219H114V223H115V221H116V219H117V224L115 225V224H113V222H111V220L110 219H112L110 216H109ZM141 214H143V216L141 215ZM151 214V215H150ZM156 214V215H155ZM164 214V215H163ZM171 214H173V215H175V216H171ZM176 214H178V215H183V216H181L180 217V219H179V217H178V215H176ZM208 214H209V217L210 216H212V217H214L215 216V220L217 221V218L219 219L218 221H219V223H220V221L222 222V223H226L225 225L224 224H222L221 226H217L218 225V221L216 222L215 220H213L211 217L209 218L208 217ZM215 214V215H214ZM247 214H245L246 216H247ZM252 214H255V215H252ZM18 215V216H17ZM58 215V216H57ZM131 215V216H130ZM135 215H137V217L135 216ZM139 215H141L140 217H139ZM169 215V216H168ZM264 215V214H263ZM36 216H37V218L38 219H34V218H36ZM53 216H52V218H53ZM101 216V217H100ZM107 216L108 217H110V218H107ZM133 216V217H132ZM154 216H156V217H154ZM158 216V217H157ZM171 216V217H170ZM205 216V215H204ZM217 216H219V217H217ZM49 217V218H48ZM70 217V218H69ZM102 217H103V219L105 218L106 219V221H105V219L104 220H102ZM115 217V218H114ZM129 217H131V218H129ZM138 219V217H139V219L137 220L136 218ZM143 219H142V218ZM187 217H189V218H187ZM217 217V218H216ZM220 217H221V220H220ZM226 217L224 218V219H226ZM263 217V219H261ZM3 218V219H2ZM76 218V219H75ZM84 218V219H83ZM89 218H90V220H89ZM96 218V219H95ZM124 218V219H125ZM128 218V219H127ZM134 218V219H133ZM141 218V219H140ZM229 218H233V220L231 219V221L230 222H232L233 221V223H231V224H229V223H227V221L228 220H230ZM91 219H93V220H91ZM107 219L108 220H110L109 221V226L111 227V228H108V229H105L104 228V224L107 222ZM113 219H112V221H113ZM130 219H132V220H130ZM156 219V220H155ZM161 219V220H160ZM178 220V221H180V222H177V221H175V220ZM197 219V218H196ZM211 219L213 220V221H215V222H212L211 223ZM244 219H246V220H244ZM42 220V221H41ZM101 220H102V222H101ZM119 220L120 221H122V222H119ZM135 220V221H134ZM172 220H173V222L174 223H172ZM224 222H223V221ZM244 220V221H243ZM39 221V222H38ZM40 221H41V224H40ZM136 221H137V223H136ZM153 221L155 222V223H153ZM158 221V222H157ZM171 221V222H170ZM246 221V222H245ZM75 222H76V224H75ZM94 222H95V224H94ZM132 222V223H131ZM195 224V223H197L198 224V226H202V229L200 228V227H198L199 228V230L197 229V227H196V225L197 224H193V223ZM229 222V221H228ZM263 222V223H262ZM48 223V224H49ZM118 223H120L119 225H118ZM125 223V225H123L122 226V224H124ZM152 223V224H151ZM177 223H180V224H177ZM213 223H214V225H215V223L217 224L216 226H217V228L219 227L220 229H221V227H223V226H225L226 228H225V230H227V226L226 225H230L229 227L231 228V230L232 229H234L233 231H231L230 232V228H228L229 230V232L227 233V231L225 232V231H223L224 229H219L220 230V232H219V230L217 229V228H214V227H216V226H214L213 225ZM253 223V224H254ZM33 224V225H32ZM34 224H35V226H34ZM64 224V225H63ZM75 224V225H74ZM94 224V225H93ZM113 224V225H112ZM130 224H132L131 226H129ZM133 224H135L136 225V227L133 225ZM155 224V225H154ZM157 224V225H156ZM239 224H244V228H243V226H241V228L239 227ZM252 224V225H253ZM67 225H70L69 227L67 226ZM71 225H72V228H71ZM74 225V226H73ZM99 225V226H98ZM103 225V226H102ZM153 225V226H152ZM165 225H168L169 227H167V226H165ZM220 225V224H219ZM236 226L237 225V227L235 228V227H233V226ZM252 225H251V227H252ZM27 226V227H26ZM63 226H65V227H63ZM114 226V227H113ZM128 226V228H125V227H127ZM133 226V227H132ZM36 227H37V229H36ZM56 227V228H55ZM66 227H68V228H66ZM99 227V228H98ZM121 227L123 228V229H121ZM129 227H132L131 229L129 228ZM173 227V228H172ZM190 227H191V229H190ZM204 227V228H203ZM239 227V228H238ZM21 228V229H20ZM24 228V229H23ZM26 228V229H25ZM39 228H41V229H39ZM197 230H196V229ZM214 228V229H213ZM243 228V229H242ZM259 228V229H260ZM36 229V230H35ZM102 229V230H101ZM116 229V230H115ZM119 229H121V230H125L124 232L123 231H121V230H118ZM128 229H130L128 232L126 231V230H128ZM132 229H134V231H132ZM162 229H164V230H162ZM216 229V230H215ZM239 230L238 232H236L235 230ZM247 229L245 230V232H247ZM39 230H42V232L41 231H39ZM45 230V231H44ZM66 230V231H65ZM171 230V231H170ZM213 230H214V234L212 235V232H213ZM35 231L36 232H38V235L37 236H35L36 234H35ZM52 231V232H51ZM118 231V232H117ZM145 231V232H144ZM159 231H160V234L161 233H166V234H161V235H163V236H161V235H159ZM162 231H165V232H162ZM175 231V232H174ZM190 231L188 232V233H190ZM192 231H193V233H192ZM198 231V232H197ZM200 231L203 233H201L200 234ZM205 231V230H204ZM234 231L237 233V235L235 234L234 235V237L235 236H240V239H237V238H235V239H237L236 240V242L239 240V243L241 242V246H240V244L237 242V244L235 243V241L233 242V243H235L236 245H239L240 247H242L243 248V244H245L246 242H242V241H244V240H248V243H246V245H244V248H243V251L241 250V248H239L238 249V246H236L235 247V244H233L232 243V239L233 240H235L234 239V237L231 239L230 238V240H229V238H228V240H225L226 242L227 241H229V242H227L228 243V245H230L229 243L231 242L232 243V245L233 246H231L230 245V247L228 248L227 247V243H225V241H224V238H226L225 236V234H227V236H228V234H234ZM243 233V234H241V232ZM244 231V230H243ZM42 234H41V233ZM47 234H46V233ZM120 232H122V233H120ZM130 232H134L133 234L132 233H130ZM170 232V233H169ZM222 232V233H221ZM19 233V234H18ZM40 233V234H39ZM59 233H61V234H59ZM124 233H126V235L124 234ZM147 233V234H146ZM149 233V234H148ZM151 233V234H150ZM197 233V234H196ZM223 233H225V234H223ZM35 234V235H34ZM128 234V235H127ZM142 234H144V235H146V238H145V236L144 235H142ZM158 234V235H157ZM170 234V235H169ZM178 234V235H177ZM200 234V235H199ZM245 235V237H248V238H244V237H242V239H241V235ZM41 235V236H40ZM43 235V236H42ZM131 235V236H130ZM197 235V236H196ZM220 237H222V241H221V239L219 238V236ZM223 235V236H222ZM263 235V234H262ZM35 237V238H33V237ZM51 236V237H50ZM141 236H142V238H141ZM149 238H148V237ZM157 236V237H156ZM166 236V237H165ZM170 236V237H169ZM207 236H206V238H207ZM233 236V235H232ZM231 236V237H232ZM238 236V237H239ZM264 236V235H263ZM39 237V238H38ZM43 237V238H42ZM160 237H161V239H160ZM168 237V239L166 240V238ZM172 237V238H171ZM173 237H175V238H173ZM178 237V238H177ZM212 237V238H213ZM230 237V236H229ZM260 237H262V236H260ZM37 238H38V240H37ZM145 238V239H144ZM151 238V239H150ZM157 238H159V239H157ZM177 238V239H176ZM32 239H33V241H32ZM63 241H62V240ZM176 241H175V240ZM223 243L224 242V246L227 248V251H228V249H232V247H234L235 248V252H234V249H232L231 251H233V254H235L236 253V256L234 255V256H227V257H230V259H228V260H226V259H223V257H226V256H224L225 255V250L223 251V244L221 243V249H220V246L218 247V243H219V240ZM257 239V240H258ZM261 239L263 240V242L261 241ZM38 242H37V241ZM40 240V241H39ZM144 240H147L148 241V243L147 244H145L146 242L144 241ZM165 240V241H164ZM173 240V241H172ZM240 240H242V241H240ZM254 240V241H253ZM259 240L258 241H256V242H259ZM62 241V242H61ZM142 241H144V242H142ZM180 241H181V243H180ZM198 241V240H197ZM41 242H42V246H40L41 245ZM140 242H141V244H140ZM152 242V243H151ZM173 242H175V244H172ZM194 242V243H193ZM215 242V243H214ZM218 242V243H217ZM254 242V243H253ZM262 242V243H261ZM30 243H32V244H30ZM35 243V244H34ZM155 243H156V247L154 246L155 245ZM160 243H161V246H160ZM164 243H165V245H164ZM171 243V244H170ZM189 242H188V244H190ZM196 243H197V245H196ZM216 244L215 245V247L213 246V248H210V246L209 245H212V244ZM38 244V245H37ZM45 244V245H44ZM152 244H154L153 246H152ZM202 244L204 245L203 247H205V249H203V247H201L202 246ZM213 244V245H214ZM226 244V245H225ZM193 245V247H191ZM196 246V248H194L195 246ZM219 245H220V243H219ZM34 246V247H33ZM39 246H40V248L41 249H39ZM163 246V247H162ZM185 246V245H184ZM217 246V247H216ZM35 247H36V250H35ZM38 247V248H37ZM137 247V248H136ZM198 247V248H197ZM206 247L209 249L210 248V250H212L213 249V253L211 254V257H210V254H208L209 252L211 253V251L209 250H206ZM28 248V249H27ZM30 248H31V252H33V253H31L30 252ZM214 248H215V250H214ZM216 248H217V252H216V254L218 255L220 252H218V250L220 251L221 250V253L220 254H224V255H219V256H216V257H219L220 258V260L218 261L217 259H216V257H215V251H216ZM245 248H247L246 249V251L244 250ZM99 249V250H98ZM101 249H104V250H101ZM118 249V250H117ZM162 249V250H161ZM168 249V250H167ZM175 249V250H174ZM182 249H184V251L187 249V250H189L190 252H184ZM192 249H194V250H192ZM38 250V251H37ZM155 250H157V251H155ZM159 250V251H158ZM161 250V251H160ZM186 250V251H187ZM42 251V252H41ZM117 251V252H116ZM177 251V252H176ZM206 251L208 252V253H206ZM226 251V252H227ZM236 251H241V252H244L245 251V253H242L241 254V252H240V254L241 255H239L238 256V252H236ZM19 252V253H18ZM41 252V253H40ZM181 252V253H180ZM205 254H204V253ZM249 252V253H250ZM30 253V254H29ZM182 254V255H180V254ZM185 253V254H184ZM186 253L187 254H189V255H187L186 256ZM231 252L230 251H228V253L226 254V255H231L230 254ZM245 254V256L244 257H246L245 259H243V260H250V258H247V257H250V256H246V255H248V254ZM19 254H20V256H19ZM35 254H37V255H35ZM203 254V255H202ZM207 254V255H206ZM232 254V255H233ZM32 255H34V256H32ZM126 255V256H125ZM131 255V256H130ZM132 255H134V256H132ZM160 255V256H159ZM171 255V256H170ZM192 257H191V256ZM199 255H202V256H199ZM262 255L264 256V251H263V253H262ZM261 255V256H262ZM25 256H27V258L25 257ZM177 256V257H176ZM184 257V259H183V257ZM241 256V257H242ZM14 257V258H13ZM156 257V258H155ZM190 257V258H189ZM210 257V260H208V258ZM221 257H222V260H224L223 262H222V260H221ZM254 257H256V256H254ZM258 257V256H257ZM22 258V259H21ZM96 258H98V259H96ZM128 258V259H127ZM131 258V259H130ZM160 258V259H159ZM177 258V259H176ZM186 258V259H185ZM212 258H214V259H212ZM234 258V259H233ZM132 260V261H130V260ZM156 259V260H155ZM158 259V260H157ZM171 259H172V261H171ZM212 259V260H211ZM235 259H237V260H235ZM259 259V260H258ZM136 260V261H135ZM155 260V261H154ZM161 260V261H160ZM188 260V261H187ZM213 260H215V262L213 261ZM216 260H217V262H216ZM235 260V261H234ZM243 260H240L239 262H243L242 264H245V261H243ZM251 260H253V258L251 259ZM255 260H256V258H255ZM255 260H253L254 262H255ZM12 261V262H11ZM125 261V262H124ZM134 261V262H133ZM159 261V262H158ZM168 261V262H167ZM209 261H211V262H209ZM252 261V262H253ZM258 261L260 262V263H258ZM14 262V263H13ZM122 262H124V263H122ZM126 262V264H128ZM171 262V263H170ZM247 262V261H246ZM251 262V261H250ZM250 262L248 263V264H250ZM251 262V264H255V263H252ZM256 264H264V257H260L259 256V258H257V260H256ZM241 263H238V264H241ZM233 264V263H232ZM237 264V263H236ZM247 264V263H246Z\"/></svg>","mask_w":264,"mask_h":264},{"label":"bare ground","instance_id":"2","mask_svg":"<svg viewBox=\"0 0 264 264\" xmlns=\"http://www.w3.org/2000/svg\"><path fill=\"white\" fill-rule=\"evenodd\" d=\"M63 1H65V0H45V1H43V5H44V10L46 11L47 10V12L48 11H50V10H48V9H50L51 7H52V5H54L55 3H56V6H57V3H60L61 2V4H62V2ZM201 1H203V0H82V1H80V3L78 4V6L72 11V12H69V13H67L66 15H65V17H63V19H62V21L61 22H57L56 24H53V25H49V30L51 31H53V36H52V38H51V44H52V48L51 49H49V50H47L46 52V56H44L45 57V59L42 61V63H40L39 65H41V64H43V65H41V66H46V68L48 69L47 70V72L45 71V73L43 74H40V72H37V73H34L35 74V76H34V78H32L29 82L30 83H28V86L27 87H31V88H34L35 89V93H36V95H41L42 93H44V91L45 90H47L48 91V89L50 90V86L52 85V84H54V87L55 88H57L56 89V91H61L62 90V88L63 89H65V88H67V90L70 92L68 95H66V96H63V91H62V93H59L58 95H57V97H52L51 96V94H48L47 93V91H45L47 94L46 95H44L43 96V99H42V103L40 104V105H38V108L36 109V110H34L35 112H34V115L30 118L31 119V121L34 123V125H33V127L34 128H37L36 129V131L35 132H32V133H34L33 134V140L31 139V135H29V138H30V142H29V144L31 145L33 142H35L34 140H38L39 141V144H41V141H45V142H47V146H52L53 145V147H54V145L56 144V143H59L60 144V146H59V148H60V152H62V153H64V155H65V160H63V162L64 161H66L65 162V165L63 164V162L61 161V163H62V165H63V168H62V170L60 171L61 173L60 174H57V173H49V174H46V175H44V176H42V177H39V178H37V179H33L32 181H25V180H22V178L21 177H19V176H15L14 177V175H13V177H11V176H8L7 178H6V180H4L2 183H0V207H5V202H7V200H9V199H12V198H14L13 200H16L17 198H18V195H19V193L18 194H16V196L15 195H13L12 194V192H14V191H20V192H22L23 194H25L26 195V193L25 192H27V191H31V193H28L29 195V197L26 199V201H32V200H34V201H40V200H42V199H44L45 200V198L43 197V196H41L42 195V193H43V186L44 185H46L47 187H49L50 189H52L54 186H55V183H58V182H56V180L57 179H59V178H61L62 176H64V175H66L67 176V170H68V168L69 169H72L71 167H73V169L74 170H81V169H85V170H91V169H98V170H100V171H106V173H112V170H110L111 168L112 169H118L119 170V172H121V171H125V174H126V176H125V178L123 179L124 181H122V180H120V183L118 184V186H116V188H118V190L120 189L121 191L123 190H125L126 188H128L129 187V189L127 190V191H122V193H125V195H123L124 197L123 198H121V194H119L118 192V190L117 189H114L115 191H116V193H118L116 196L115 195H113V193L115 192L114 190H113V192H107V191H104V193H106V194H104V196L103 195H98L97 197H96V199H98V201L97 200H95V202H93V203H95L94 205L92 204V203H90V205H88V206H86V204H85V199H83V197H79V199H76L77 201L76 202H74V204L76 205V203L77 202H80L81 203V206L82 207H88V208H90L91 210H93L94 212H95V214L97 213V212H99L102 208H103V204H102V202L104 201H106L107 200V203H108V201L110 202V204H114L115 206H117L116 208L118 209L119 208V211H117L118 213H116L114 210H113V212H115V213H113V216H114V214L116 215V217L118 218V219H122V220H126V216H125V214L129 211V207L131 206V205H133L132 203H135V202H139L140 200H151L150 202H147L150 206H152L153 208H155V211L158 213V214H161L162 212H164L165 211V217L163 216L162 218L164 219L165 218V220H167L165 223H168L169 224V220H171V218L168 220V217L166 218V215H167V211L169 212V208H171L172 209V206L174 207V205L172 204V202H173V198L174 197H178L179 198V195H181L180 197L182 198V196H183V194L186 192V190L188 189V187H190V186H195V181L196 182H198V178L197 177H199V180L201 181L200 182V184H199V182L197 183V185L199 186H197L196 185V187H198V188H202V186H205V185H202L203 183H202V178L205 176H203V173H206V172H209V169L208 168H203L204 166L205 167H208L209 165V163L210 162H212V163H210V164H213V162L215 161V159L216 160H219V159H217L219 156H221V155H219L218 156V151H219V149H223V148H225L226 150H225V152L222 150V152H221V154L223 153L224 155L222 156V162H221V159L219 160V165L221 166H219L218 167V164L215 162V164H217V166H215L214 164V167H217L216 169L215 168H213V166L212 165H210V167L212 166V168H213V170H215V172H216V175L213 177L212 176V174L211 173H207L208 174V176H209V174H210V176L208 177L207 175H206V177H208V178H210L211 176L213 177V178H215V177H217V178H219L218 176H217V174H218V170H219V173H220V177L222 176V174H223V172H225V174H224V176H226L227 175V177L228 178H226L225 177V179L228 181V179H229V176H231V174H232V171L234 172L235 170H237L238 171V169H236V167H238L239 169L242 167V166H244L245 168L248 166V165H252V167H250V166H248L247 167V169H245L244 170V172L245 173H243V170H239V172L238 173H240L242 176L244 175V176H247V175H245L246 173L248 174L249 172H251L250 174H251V176H249L248 175V178H245V179H249V180H251L252 181V185L254 186V182H256V179H255V181L254 180H252V179H254V175H253V171H252V169L253 170H255L256 168H255V166H257V162H259V159L261 158V157H263L262 155H264L263 153H261L259 150H258V148H257V146H254V148H248L247 150H245V151H242V150H239V149H241V147H239V148H236L235 146H232V144H230V142H229V140L227 141V140H225L226 142H221V141H214L213 140V142L211 141H209V139L207 140V138H202V137H204V136H200L201 138H198L199 140H195V139H189V137L188 136H186L188 133H187V131L186 130H189V129H191V128H194L195 130L197 129V128H203V129H201V130H203L204 131V127H203V125L201 126V125H197V124H190V126H189V128H186V126H182V123H183V120L181 121V119H184V118H188V116H190L191 114V112H192V110H194V109H196V108H198L199 107V101H197V99H200V98H198L197 96V93L195 94V95H197L196 96V98L197 99H195L194 97H192L194 94H192L191 95V99L190 98H188L187 97V99H190V104H189V107H187V104H185V102H180V103H178V104H175V105H172L171 107H169V108H167V109H165V105L164 104H160L159 103V100H161L160 98H159V100H158V98H156V99H153L152 101H151V103H149V105H147V106H144V107H139V108H134V110H128L126 113H125V110L131 105V104H133V99L135 98V99H137L136 97L138 96V94H139V89H142V87H145L146 88V90L148 91V90H150L151 91V88L153 89L154 88V86H156L158 83L160 84L161 82L159 81V82H152L153 80H154V77H153V80H151L152 79V77L150 76V75H148V73H149V70L148 69H150V68H148L147 70H146V68H144V70H146L145 72L146 73H141V74H139L140 73V71H139V69H138V67H137V69H135L131 74H129V75H125L126 74V71H128L130 68H132V67H134V66H140V64H143V62H144V60H147L148 62V64H150V65H152L151 63H149V62H151V59H150V56H152L153 55V52H154V49H155V46L156 45H158L159 44V42H160V40H161V36L159 35L160 34V27L162 26V25H168V23H169V25H171V26H173V25H175L176 24V22H175V20H177V21H188V24H189V21L190 20H188V19H190L189 17L187 18V17H184L183 18V16L182 15H180V12L181 11H183V12H185L186 11V9H189L190 11H188V13L189 14H191V15H193V14H195V16L197 17V18H203L202 20H204V19H208V18H216L217 20L219 19V21H220V14H223L222 13V10H218V9H220V6H219V4L217 3L216 4V2L218 1V0H210V4H211V6H210V8H206V7H204L203 5L204 4H206V3H204L203 4V2L201 3ZM207 1V0H206ZM220 1V0H219ZM244 1L245 0H226V2H227V4H228V7H230V8H236V7H242L243 6V3H244ZM45 2V3H44ZM64 3V2H63ZM192 3H194L195 5L192 7ZM220 3V2H219ZM222 3V2H221ZM203 4V5H202ZM210 4H208V6L210 5ZM40 5V4H39ZM43 5H40L41 7L43 6ZM181 6L182 8H181V10H178V13H176L175 14V12H171V11H174V7L175 6ZM188 5H191V6H188ZM207 5V4H206ZM247 5V4H246ZM256 6H258V5H256ZM40 7V8H41ZM39 8V7H38ZM38 8H37V10H38ZM39 8V9H40ZM42 9V8H41ZM42 9V11H44ZM259 9V8H258ZM261 9V8H260ZM36 10V11H37ZM35 11V12H36ZM38 11H40V10H38ZM36 12L37 14L38 13H40V12ZM44 11V12H45ZM192 12V13H191ZM246 12V11H245ZM233 13H234V11H233ZM243 14V13H242ZM35 16V15H34ZM225 16V15H224ZM228 16V15H227ZM230 16V17H229ZM229 16H228V19L229 20H231V22H232V17H231V15L229 14ZM236 16V15H235ZM246 17H248V16H246ZM231 18V19H230ZM33 19H34V17H33ZM216 20V21H217ZM193 21H195V19H193ZM197 21H199V19L197 20ZM196 21V22H197ZM213 21V20H212ZM210 22H211V19H210ZM214 22V21H213ZM187 23V22H186ZM192 23V22H191ZM185 24V23H184ZM187 24V25H188ZM192 25H194V24H192ZM196 25H198V24H196ZM204 25V24H203ZM214 25V24H213ZM217 25H218V23H217ZM216 25V26H217ZM220 25V24H219ZM223 25V24H222ZM227 25V24H226ZM59 26H60V30H59ZM208 26V25H207ZM163 27V26H162ZM168 27V26H167ZM178 27V26H177ZM180 27H181V24H180ZM191 27V25L189 26V28ZM194 27H195V25H194ZM204 27V26H203ZM222 27V26H221ZM226 27V26H225ZM47 28V29H48ZM51 28V29H50ZM175 28V27H174ZM226 28H228V27H226ZM181 29H183V27H181ZM215 29V28H214ZM223 29L225 30V28L223 27ZM173 31L171 28H169L168 29V31ZM178 30V28L177 29H175V31H177ZM209 30V29H208ZM211 30V29H210ZM223 30V31H224ZM228 30H229V28H228ZM169 31V32H170ZM174 31V32H175ZM187 31V30H186ZM213 31V30H212ZM235 31V30H234ZM45 32V31H44ZM47 32V31H46ZM174 32H172V33H174ZM191 32V31H190ZM193 32V31H192ZM176 33V32H175ZM183 33H184V31H183ZM187 33V32H186ZM188 33H189V30H188ZM220 33H221V29H220ZM220 33H219V36H220ZM223 33V32H222ZM221 33V34H222ZM235 33V32H234ZM241 33V32H240ZM171 34V33H170ZM226 34H227V32H226ZM226 34H222V37H223V35H226ZM168 35V34H167ZM171 35H173V34H171ZM170 35V36H171ZM182 35H184V34H182ZM188 35V34H187ZM195 35V34H194ZM45 36V35H44ZM160 36V37H159ZM169 36V35H168ZM218 36V37H219ZM166 38V37H165ZM164 38V39H165ZM196 38V37H195ZM42 39H44L43 37H42ZM48 39V38H47ZM210 39V38H209ZM223 39H224V37H223ZM163 40V39H162ZM185 40V39H184ZM183 40V41H184ZM216 40V39H215ZM221 41H220V43L222 44L223 43V41H222V39H220ZM50 41V40H49ZM211 41V40H210ZM196 42V41H195ZM197 42H199V40H197ZM226 42V41H225ZM224 42V43H225ZM208 43V42H207ZM207 43H205L204 45H206ZM224 43H223V47H224ZM192 44H195L194 42H192ZM199 44V43H198ZM201 44V43H200ZM176 45V44H175ZM196 46H197V44H195ZM194 45V46H195ZM180 46V45H179ZM190 46V45H189ZM195 46V47H196ZM201 46H202V44H201ZM208 46V45H207ZM218 46H220V44H218ZM185 47H187V45L185 46ZM191 47V46H190ZM190 47H188V48H190ZM204 47V46H203ZM222 47V46H221ZM222 47V49H224ZM162 48V47H161ZM172 48V47H171ZM173 48H175V47H173ZM172 48V49H173ZM182 48V47H181ZM188 48H185L186 50L188 49ZM165 49V48H164ZM192 48H190V50H191ZM171 50V49H170ZM185 50V51H186ZM195 50V49H194ZM204 50V49H203ZM188 51V50H187ZM196 51V50H195ZM223 51H225V50H223ZM163 52H164V50H163ZM162 52V53H163ZM176 52V51H175ZM222 52V51H221ZM174 53V52H173ZM183 53V52H182ZM185 53V52H184ZM189 53V52H188ZM195 53V52H194ZM224 53V52H223ZM165 54V53H164ZM191 54V53H190ZM190 54H188V55H190ZM232 54V53H231ZM230 54V55H231ZM235 54V53H234ZM180 55V54H179ZM182 55V54H181ZM174 56V58H175V55H173ZM184 56V55H183ZM197 56V55H196ZM222 56V55H221ZM236 56V55H235ZM154 57V56H153ZM177 57V56H176ZM185 57H187V56H185ZM192 57V56H191ZM211 57V56H210ZM223 57H224V55H223ZM260 57V55L258 56V58ZM147 58H149V60L147 59ZM152 58V57H151ZM157 58H159V57H157ZM156 58V59H157ZM163 58V57H162ZM166 58V57H165ZM194 58V57H193ZM220 58V57H219ZM228 58H229V56H228ZM256 58V57H255ZM258 58H256V59H258ZM264 58V57H263ZM155 59V60H156ZM161 59V58H160ZM168 59V58H167ZM166 59V60H167ZM180 59V58H179ZM182 59V58H181ZM195 59V58H194ZM250 59H253V58H250ZM262 59V58H261ZM164 62H165V60H163ZM205 61V60H204ZM216 61H217V59H216ZM255 61V60H254ZM160 61L157 59V61H156V65H157V67L159 66V63ZM183 62V61H182ZM187 62V61H186ZM224 62V61H223ZM251 62H253L252 60H251ZM251 62H249V64L251 63ZM259 62H261V61H259ZM54 65H53V64ZM153 63V64H154ZM197 63V62H196ZM233 63V62H232ZM255 63H256V61H255ZM257 63H258V61H257ZM257 63H256V67H257ZM147 64V65H148ZM160 64L162 65V62H160ZM203 64V63H202ZM238 64V63H237ZM237 64L235 63V65L237 66ZM241 64V63H240ZM247 64V63H246ZM261 64V66H262V63H260ZM147 65H145V67H148ZM156 65H154V66H156ZM165 66V65H164ZM170 66V65H169ZM201 66V65H200ZM199 66V67H200ZM236 66H235V68H236ZM240 65H238V67H239ZM251 66H253L252 64H251ZM250 66V67H251ZM260 66V65H259ZM258 66V67H259ZM264 66V65H263ZM142 67V66H141ZM156 67V68H157ZM163 67V66H162ZM202 67H204V66H202ZM242 67V66H241ZM249 67V66H248ZM66 68V71L64 72V74L58 79V80H56L57 79V77L58 76H60V73L64 70ZM152 68V67H151ZM155 68V69H156ZM165 68V67H164ZM181 68V67H180ZM195 68V67H194ZM231 68V67H230ZM158 69H159V67H158ZM163 69V68H162ZM169 69V68H168ZM185 69V68H184ZM202 69V68H201ZM213 69H215V68H213ZM219 69V68H218ZM223 69V68H222ZM229 69V68H228ZM239 69H241L240 67L238 68V70H237V72L238 71H240ZM251 69H253V68H251ZM261 69V68H260ZM31 70H33V68L31 69ZM144 70H142L143 72H144ZM157 70V69H156ZM156 70H154V73H155V71ZM177 70V69H176ZM200 70V69H199ZM205 70V69H204ZM221 70V69H220ZM225 70V69H224ZM227 70V69H226ZM231 70H235L234 68H233V66H232V68H231ZM259 70V69H258ZM262 70V69H261ZM34 71V70H33ZM162 71V70H161ZM169 71V70H168ZM172 71V70H171ZM191 71V70H190ZM195 71V70H194ZM197 71H198V69H197ZM203 71V70H202ZM244 71V69H242V72ZM248 70H247V68H245V72H247ZM255 71V70H254ZM263 71H264V69H263ZM157 73H156V75L155 76H157L158 75V77H159V74H158V72H159V70L158 71H156ZM175 72H178V70L177 71H174V73ZM200 72L201 71H199V75L200 76H203V74L201 75L200 74ZM209 72V71H208ZM222 72V71H221ZM226 72V71H225ZM229 72H232V71H229ZM234 72H236V70L234 71ZM248 72H252L251 70L250 71H248ZM150 73H151V71H150ZM149 73V74H150ZM153 73V72H152ZM151 73V74H152ZM166 73V70L164 71V73L163 74H165ZM190 73V75L191 74H193V73H191V72H188V74ZM203 73V72H202ZM241 73V72H240ZM239 72H238V75L240 74ZM25 74H26V72H25ZM167 74H172V73H170V72H168ZM177 74V73H176ZM175 74V75H176ZM209 74H211V73H209ZM209 74H206V75H209ZM216 74V73H215ZM225 74H227V73H225ZM225 74H223L224 75V77L223 78H225ZM232 74H233V72H232ZM237 74V73H236ZM244 74H246V73H243V74H241V76H244ZM255 74V73H254ZM261 73H257V75H259L258 77H260L261 75H260ZM125 75V76H124ZM153 74H152V76H154ZM179 75V74H178ZM194 76H192L191 77V79H194L195 78V76L197 75H195V74H193ZM206 75H204V76H206ZM229 75H231V74H229ZM238 75H237V77H238ZM247 75H248V77H253V76H255V75H250L249 76V74L247 73ZM257 75H256V77H257ZM33 76V75H32ZM124 76V77H123ZM164 76V75H163ZM163 76H162V78H163ZM165 76H167V75H165ZM171 76V75H170ZM181 76V75H180ZM180 76H178V77H180ZM183 76H184V74H182V79H183ZM187 76V74L185 75V77ZM214 76H217V75H214ZM213 75L212 76H209V77H214ZM228 76V75H227ZM234 76V75H233ZM120 77H123V78H121L120 79V81H119V78ZM151 79H150V78ZM158 77H155V78H158ZM172 77H173V75H172ZM194 77V78H193ZM199 77V76H198ZM237 77H234V78H232V77H230V79L232 78V79H234L235 80V78H236V81H237ZM245 77V76H244ZM243 77V78H244ZM251 77V78H252ZM147 78V79H146ZM161 77H159V79H160ZM176 78V77H175ZM188 78H189V76H188ZM187 77H186V79H188ZM202 78V77H201ZM204 78V77H203ZM202 78V79H203ZM218 77H216L215 79H217ZM221 78L222 77H220V80H221ZM222 78V79H223ZM240 78H242V77H240ZM250 78V79H251ZM261 78V77H260ZM260 78H259V80H260ZM158 79V80H159ZM167 79V78H166ZM178 79V78H177ZM179 79H181V78H179ZM190 79V80H191ZM199 79H200V77H199ZM205 79V78H204ZM211 79H214V78H211ZM227 79L228 78H226V81H227ZM26 80H27V78H26ZM149 80H151V82L149 81ZM163 80V79H162ZM185 80V79H184ZM184 80H180V81H183L184 82ZM208 80L210 81V79L208 78ZM242 80V79H241ZM252 80H254V79H252ZM255 80H257L256 78H255ZM46 81H47V83H46ZM114 81H119V84L120 83H127V86H129L128 87V89H126L127 87L125 86V89H126V93L128 94V95H131V97H133L132 99L130 98V99H128V102H130V101H132V102H130V103H128L126 100V102L124 101V102H121V103H119V105L118 106H116L115 104H117V103H114V105H112V107L116 110V108H118L116 111L118 112V114H117V119H115L116 117V115L115 114H113L114 115V117L115 118H113L115 121L114 122H116V120H119L120 118H121V120H120V122L119 123H117L116 125H113L112 123V127L109 129V130H107V129H104V130H100V131H98V133H94L93 132V127L92 126H94V124L92 125V126H90L89 124H90V122H92V119H93V117H95L96 116V118H94L95 119V121L96 120H100L98 123H100L101 121L102 122H106V120L107 119H109L110 120V118H112L111 117V115L108 117L107 116V112L105 113H103L102 114V109L101 110H99V109H97L96 108V105L97 106H102V105H104V103L105 102H107V100L105 99H103L102 100V98H101V96L100 95H103L104 97H108L107 95H105V93L104 92H106V90H108V87H109V89L111 88L112 89V87H111V84H112V82H114ZM154 81H157V80H154ZM165 80H163V82H164ZM188 81H189V79H188ZM192 81V84H194V86L195 87H193V88H202V90H205V91H209L210 92V90H212L213 89V87L212 86H214L215 87V89H216V86L215 85H213L212 84V86L211 85H209L211 82H215V80H211L210 82H206L207 84H206V86L205 85H203L202 86V82H203V80H201L202 82H201V84H200V82H199V80H191ZM205 81H207L206 79H205ZM204 81V82H205ZM216 81H218V79L216 80ZM222 82L224 81V80H221ZM225 81V82H226ZM230 80H228V82H229ZM166 82H168V81H166ZM185 82H187V81H185ZM204 82H203V84H204ZM213 82V83H214ZM228 82H227V85H229L231 82H229V84H228ZM233 82V81H232ZM257 82H259L258 80H257ZM118 83V82H117ZM141 83H142V85H141ZM145 83V84H144ZM172 83H173V81H172ZM181 83V82H180ZM217 83H219V82H217ZM238 83H239V81H238ZM115 84H116V82H115ZM118 84V85H119ZM129 84V85H128ZM131 84V85H130ZM148 84V85H147ZM163 84H165V83H163ZM168 84V83H167ZM176 83H174V85H175ZM189 84V83H188ZM188 84H186V85H188ZM190 84H191V82H190ZM214 84H216V82L214 83ZM221 84H223V83H220V85ZM225 84V83H224ZM262 84L264 85V82H262ZM117 85V84H116ZM117 85V86H118ZM147 85V86H146ZM160 85H162V84H160ZM166 85V84H165ZM174 85H172V87H174ZM177 85H178V83H177ZM183 85V84H182ZM209 85V86H208ZM216 85H218V84H216ZM219 85V86H220ZM227 85H225L226 87H227ZM123 86V85H122ZM162 86H164V85H162ZM178 86H180V85H178ZM185 86V85H184ZM183 86V87H184ZM190 86H192V85H190ZM222 86V85H221ZM220 86V87H221ZM24 87V86H23ZM26 87V88H27ZM51 87H53V86H51ZM113 87H115V86H113ZM120 87V86H119ZM168 87H170L169 86V84H168ZM167 87V88H168ZM171 87V88H172ZM187 87H189V86H187ZM223 87H224V85H223ZM222 87V88H223ZM254 87V86H253ZM252 87V88H253ZM256 87V86H255ZM145 88H143L142 89V91L145 89ZM149 88V89H148ZM176 88V87H175ZM178 88V87H177ZM176 88V89H177ZM246 88H248V89H250L251 88V86H247ZM108 90V91H110V92H112V93H114V91H112V90ZM114 89V88H113ZM116 89V88H115ZM217 89L219 90V87H217ZM223 89H225V88H223ZM223 89H221V91H223ZM53 90V89H52ZM191 90V89H190ZM189 89H188V91H187V93H189V91H190ZM227 90V89H226ZM229 90V89H228ZM227 90V91H228ZM255 90V89H254ZM34 91V90H33ZM123 91H124V89H123ZM145 91V90H144ZM146 91V92H147ZM217 91V90H216ZM220 91V90H219ZM220 91V92H221ZM226 91V92H227ZM253 91V90H252ZM89 92H93L94 94L92 95V94H89V95H91V97L90 96H88V98H87V93H89ZM200 92V91H199ZM218 92V91H217ZM219 92V93H220ZM225 92V91H224ZM240 92V91H239ZM245 92V91H244ZM248 92V91H247ZM254 92V91H253ZM256 92V91H255ZM262 92H263V90H262ZM106 93H109V92H106ZM121 93V92H120ZM123 93V92H122ZM201 94H203V93H206V92H200ZM233 93V92H232ZM238 93V92H237ZM242 93V92H241ZM241 93H240V95H241ZM250 93V95H251V91L249 92ZM248 93V94H249ZM259 93H261V92H259ZM258 92H257V94H259ZM212 94V93H211ZM247 94V93H246ZM113 95V94H112ZM111 95V96H112ZM116 95V94H115ZM120 95L121 94H119V96L118 95H116V96H118V97H120ZM175 95V94H174ZM200 95V94H199ZM222 95H224V94H222ZM244 95V94H243ZM243 95H241V96H243ZM254 95H255V93H254ZM254 95H253V97H254ZM261 95V94H260ZM122 96H124V94L122 95ZM205 96V95H204ZM212 96H214V94L212 95ZM233 96V95H232ZM239 96V95H238ZM238 96H234V97H229V98H225V96H223V99L225 98V99H227V101H229V100H235V98H237ZM245 96V95H244ZM257 96V95H256ZM263 96V95H262ZM20 97V96H19ZM201 97V96H200ZM207 97V96H206ZM247 97V96H246ZM249 97H252V96H249ZM258 97H260V96H258ZM257 97V98H258ZM16 98H18V97H16ZM117 98V97H116ZM116 98H108V99H115L116 100ZM121 98H123V97H121ZM175 98V97H174ZM178 98V97H177ZM180 98V97H179ZM178 98V99H179ZM203 98V97H202ZM209 98V97H208ZM210 98H212L211 96H210ZM209 98V99H210ZM242 98H244V97H242ZM264 98V97H263ZM13 99V98H12ZM22 99H24V98H18V100L19 101H15L14 103L13 102H11L10 104H12V106H9V109H11L9 112H7V119L8 118H10L9 116H13L14 117V113L17 111V109H19L18 108V105H19V103L20 102H23L22 101ZM27 99V98H26ZM33 99V98H32ZM125 99V98H124ZM176 99V98H175ZM174 99V100H175ZM184 99V98H183ZM186 99V98H185ZM187 99H186V101H187ZM220 99H222V98H218L217 99V102H216V104L218 103V100L219 101H221ZM240 99V98H239ZM249 99V98H248ZM253 99H256V97L255 98H253ZM261 98H259V100H260ZM25 100V99H24ZM36 99H34V101H35ZM113 100H111V101H113ZM130 100V101H129ZM142 101H143V99H141ZM151 100V99H150ZM158 100V101H157ZM182 100V99H181ZM207 100V99H206ZM216 100V99H215ZM39 101V100H38ZM41 101V100H40ZM136 101H138V100H136ZM147 101H149V100H147ZM147 101H145L146 103H147ZM168 101V100H167ZM167 101H165L164 100V102H166V104H169L170 102H172L171 100H170V102H167ZM176 101H178V100H176ZM189 101V100H188ZM205 101V100H204ZM213 101V100H212ZM212 101H211V103H212ZM230 101V102H231ZM243 101V100H242ZM242 101H241V103H242ZM253 101V100H252ZM257 101L258 100H254L250 105H248L247 106V109H249V107H252V106H255L256 104H257ZM264 101V100H263ZM37 102V101H36ZM140 101H138V103H139ZM161 102H162V100H161ZM163 102V103H164ZM174 102V101H173ZM192 102V103H191ZM215 102V101H214ZM234 102V101H233ZM235 102H237V101H235ZM251 102V101H250ZM249 102V103H250ZM90 103V104H89ZM138 103L136 104V103H134V105L136 104V105H138ZM144 103V102H143ZM176 103V102H175ZM210 103V102H209ZM261 103V102H260ZM96 104V105H95ZM128 104V105H127ZM172 104V103H171ZM221 104H225L224 102L223 103H221ZM228 104V103H227ZM237 104H238V102H237ZM243 104V103H242ZM141 105H142V103H141ZM201 105V104H200ZM231 105V104H230ZM236 105V104H235ZM241 105V104H240ZM244 105V104H243ZM95 106V107H94ZM105 106V105H104ZM115 106H116V108H115ZM143 106V105H142ZM169 106V105H168ZM213 106H214V104H213ZM225 106V105H224ZM239 106V105H238ZM259 106V105H258ZM24 107V106H23ZM33 107V106H32ZM109 106H107L106 107V109H109V112H110V110H111V105H110V107L108 108ZM222 107V106H221ZM241 107V106H240ZM240 107H239V109H240ZM261 107H263L264 108V105H262ZM260 107V108H261ZM105 107H103V109H104ZM112 108V110H113V113H115L114 111V109ZM234 108V107H233ZM245 108V107H244ZM23 109V108H22ZM217 109V111H219L218 109H219V106H218V108H213V107H210V110H213V112H217V111H215ZM8 110V109H7ZM112 110H111V112H112ZM205 110V109H204ZM203 109H202V111H204ZM242 110V109H241ZM263 110V109H262ZM101 112V113H99V112ZM201 111V110H200ZM206 111V110H205ZM221 111V110H220ZM98 112V113H97ZM108 112V113H109ZM211 112V111H210ZM237 112V111H236ZM245 112V111H244ZM261 112V111H260ZM33 113V112H32ZM125 113V114H124ZM205 113H207V112H205ZM258 113V112H257ZM212 114V113H211ZM218 114V113H217ZM6 115V114H5ZM25 115V114H24ZM29 115V114H28ZM233 115V114H232ZM256 115V114H255ZM31 116V115H30ZM206 116V115H205ZM213 116V115H212ZM231 116V115H230ZM238 116V115H237ZM260 116V115H259ZM6 117V116H5ZM217 117V116H216ZM19 118V117H18ZM98 118V119H97ZM202 118V117H201ZM206 118V117H205ZM223 118V117H222ZM228 118V117H227ZM253 118V117H252ZM263 118V117H262ZM11 119H12V117H11ZM29 119V118H28ZM103 119V120H102ZM226 119V118H225ZM108 120V121H109ZM174 120H175V122H174ZM217 120H221L220 119V116H219V118L217 119ZM227 120V119H226ZM230 121V120H229ZM257 122H258V120H256ZM260 121H262V120H260ZM177 122V123H176ZM245 122H247V121H245ZM264 122V121H263ZM106 123H108V122H106ZM110 123V122H109ZM185 123V122H184ZM186 123H187V121H186ZM204 123H205V121H204ZM222 123V124H221ZM220 124L219 123H217L216 124V126H215V129L212 131V133L214 132H224L225 130H228L229 132H230V129H229V127H226V126H224L223 125V122H221ZM233 123V122H232ZM231 123V124H232ZM255 123V122H254ZM260 124V126L257 128V129H253L252 131H255V132H253V133H251V135H253V136H260L262 133H263V128H262V126H261V122H259ZM31 124V123H30ZM29 124V125H30ZM127 124H131L130 125V127H126V125ZM245 124V123H244ZM248 124V123H247ZM32 125V124H31ZM37 125H39V126H37ZM103 125H105V124H103L102 123V125H101V127L103 126ZM22 126V125H21ZM97 126H99V124L97 125ZM125 126V128L126 129H124L123 131H122V128ZM214 126V125H213ZM248 126V125H247ZM29 127V126H28ZM75 127H81L78 131H72L73 130V128H75ZM42 128V129H41ZM96 129H97V127H96ZM98 129H99V127H98ZM243 129V128H242ZM35 130V129H34ZM209 130V129H208ZM233 130V129H232ZM237 130V129H236ZM30 132L32 131V129L31 130H29ZM211 131H206V132H204L203 133V135H207L208 133H210ZM232 132V131H231ZM238 132V131H237ZM250 132V131H249ZM63 133H66L65 135V137L63 138V139H60L59 141H56L57 140V138L59 137V135H61V134H63ZM140 133H143V136L141 137V135H139ZM198 133V132H197ZM205 133H207V134H205ZM242 133V132H241ZM23 134V133H22ZM155 134V135H154ZM211 134V133H210ZM136 135L138 136H140V138H137V139H135V137H136ZM192 135V134H191ZM190 135V136H191ZM197 135V134H196ZM232 135H233V133H232ZM27 136V135H26ZM195 136V135H194ZM208 136H211V135H208ZM236 137V136H235ZM27 139L25 140V141H27L28 140V137H26ZM238 138V137H237ZM242 138V137H241ZM257 138V137H256ZM25 139V138H24ZM212 139V138H211ZM32 140V141H31ZM135 140V141H134ZM243 140V139H242ZM24 141V143L26 144V142ZM44 142V143H45ZM169 142H176L177 143V146H169ZM27 143H28V141H27ZM241 143V142H240ZM24 144V145H25ZM43 144V143H42ZM239 144V143H238ZM171 145V144H170ZM201 145V146H200ZM37 146H38V144H37ZM45 146V145H44ZM43 146V147H44ZM46 146V147H47ZM202 147L201 149L202 150H200V148H198L197 149V147ZM27 147V146H26ZM22 148V147H21ZM25 148V147H24ZM42 148V147H41ZM196 148V149H195ZM44 149V148H43ZM55 149H57V147L56 148H54V150ZM54 150H52V151H54ZM218 150V151H217ZM23 151V150H22ZM30 151V150H29ZM36 151V150H35ZM47 151H50V149L49 150H47ZM215 152H218V153H216L217 155V158H215L214 157V153ZM27 154V155H26ZM38 155V154H37ZM26 156H28V153H26V151L24 150L22 153H20V155L18 156V157H21V159H23V160H21V161H19V163H16L15 162V164H10V165H8V169H7V172H10V173H18V172H20L21 170H22V168L23 167H25V165H28L29 164V159H28V157H26ZM59 156H63V154L61 155H59ZM12 158H14V157H12ZM26 158V159H25ZM59 158V157H58ZM61 159H62V157H60ZM9 159V158H8ZM56 159V158H55ZM263 159V158H262ZM248 160V161H247ZM249 160H251V161H249ZM257 160V162L255 163V161ZM261 160V159H260ZM43 162H44V160H42ZM252 161H254L253 163H255L256 165H253V163H252ZM262 161V160H261ZM4 162V161H3ZM56 162V161H55ZM107 162H110V164L109 163H107ZM218 162V161H217ZM36 164H37V162H35ZM251 163V164H250ZM260 163V162H259ZM263 164H264V160H263V162H262ZM2 164V163H1ZM56 164V163H55ZM106 164H108V165H111V167H109L108 165H106ZM200 164V165H199ZM206 164V165H205ZM263 164H258L259 166H258V175H259V173H261V172H259L260 171V169L262 168V170L264 169V166H263ZM34 165V164H33ZM58 166H60V163L59 164H57ZM56 165V166H57ZM90 165H92L91 167H90ZM208 165V166H207ZM30 166V165H29ZM55 166V165H54ZM57 166V167H58ZM196 166H200L199 168L198 167H196ZM203 166V167H202ZM254 166V167H253ZM263 166V167H262ZM7 167V166H6ZM61 167V166H60ZM108 167V168H107ZM251 168V171H249L250 170V168ZM2 168V167H1ZM201 168H203V169H208L206 172H203V170L201 171H198L199 169H201ZM220 168V169H219ZM248 168H249V170H248ZM28 169L30 170V168L28 167ZM195 169H197V170H195ZM234 169V170H233ZM1 170V169H0ZM4 170H5V168H4ZM210 170H211V168H210ZM213 170H211V171H213ZM228 170H231V174L230 175H228L227 173H230V171L228 172ZM249 172H248V171ZM111 171V172H110ZM202 172V176H201V174L200 173H198V172ZM205 171V170H204ZM210 171V172H211ZM114 172V171H113ZM236 172V171H235ZM235 172L232 174L233 176H234V178H236L237 179V177H238V179H239V177L241 176V175H236L237 177H235ZM255 173L257 172V170H255L254 171ZM115 173V172H114ZM197 173H198V175H197ZM213 174H215L214 172H212ZM237 173V174H238ZM254 173V174H255ZM102 174V173H101ZM116 174V173H115ZM110 175V174H109ZM257 175V174H256ZM97 176V175H96ZM201 176V177H200ZM224 176L222 177L223 179H224ZM232 176V177H233ZM253 176V177H252ZM264 176V171H263V173H261L258 177V179L260 180L261 179V181H262V177ZM206 177H204L203 179L205 180V182H206ZM232 177H231V179H232ZM261 177V178H260ZM69 178V177H68ZM72 178V177H71ZM106 178H107V180H106ZM106 178H104V180H106V183L108 184V180H109V178L110 177H106ZM197 178V179H196ZM241 178H244V177H241ZM252 178V179H251ZM95 179V178H94ZM145 179V180H144ZM219 179H221V178H219ZM223 179H221L222 181H223ZM224 179V186H225V183H227V181ZM235 179V180H236ZM237 179V181H239ZM75 180V179H74ZM74 180H70V183H71V185H73L74 183H75V181ZM211 180H212V178H211ZM216 180V178L213 180V182ZM230 180V179H229ZM241 180V179H240ZM249 180H242V181H239V183H240V185L238 184V183H235L234 182V180L233 181H231V184L234 182L235 183V185L237 186V184L239 185V186H241V184L242 183H245L246 182V184L243 186V184H242V186L243 187H245L246 185L248 186V184H247V182L249 181ZM194 181V182H193ZM216 181H218V180H216ZM226 181V182H225ZM236 181V182H237ZM245 181V182H244ZM251 181H249L248 183L249 184H251ZM254 181V182H253ZM261 181H260V183H261ZM101 182L102 183H99L98 185H100V184H103V185H105V182L104 181H102L101 180ZM204 182V183H205ZM209 182V183H208ZM213 182H211V181H208L207 180V183H206V186H207V184H212L213 185ZM223 182H220V185L221 184H223ZM242 182V183H241ZM258 182V181H257ZM192 183V184H191ZM193 183H195L194 185H193ZM218 183V182H217ZM216 183V184H217ZM228 183H230V182H228ZM226 184V185H228V187H230V190H232V193L231 194H233V191L235 192V188L233 189V187L231 188V185H229V184ZM234 183L232 184V186H234V187H236L235 185H234ZM259 183V184H260ZM79 184V183H78ZM94 185H95V182L93 183ZM191 184V185H190ZM215 184V183H214ZM25 185V186H24ZM27 185H30V186H32V188H30L29 186H27ZM97 185V184H96ZM219 185V184H218ZM217 185V187H218V189L216 188V185L214 186V188L215 189H217V194H219V195H216V194H213V192L214 193H216V191H213L212 189V194H213V196L214 195H216V196H214V197H216L214 200H216V202H219V204L220 203H222L221 201H217V196H221L222 197V195H220V190H221V192L223 191L222 189H226V187L225 188H219V186ZM251 185V186H252ZM261 185H263L262 183H261ZM74 186V185H73ZM209 186V185H208ZM223 186V187H224ZM239 186H237V188H240ZM241 186V187H242ZM251 186H249V187H251ZM252 186V187H253ZM258 185H256V187H257ZM29 187V189H27ZM76 187V186H75ZM79 187H81V186H79ZM94 186L92 185L91 186V189L93 188ZM106 187V186H105ZM195 187V188H196ZM222 187V186H221ZM242 187V188H243ZM255 186H254V188H256ZM260 186H258V188H259ZM261 187H263V186H261ZM190 188H192V187H190ZM190 188H189V190H187L188 191V193H189V195H190V198H191V193L192 194H194V190H193V188L191 189V190H193L192 192L190 191ZM198 188H196L195 189V192L196 193H198V191H200V189H198ZM208 188V187H207ZM213 188V189H214ZM27 189V190H26ZM203 189V188H202ZM241 189V188H240ZM240 189H236V192H235V194L234 195H238V194H240L238 197H241V198H243V201H241V202H243V203H240L241 204V206H242V204L244 205L245 204V202L246 201H248L249 202V207L251 208V213H254V212H258V210L260 211V213H262L263 212V214H264V211H261V210H264V206H263V204H264V189L262 190L261 188L259 189V191H261V192H256V191H258L257 190V188L254 190L253 188H252V190L253 191H251V192H253V195H252V193L250 192L249 193V195L251 196V199L252 200H250V198H249V200H246V201H244L245 199H244V197H243V195L244 196H246V195H248L247 193H242V191H244V189L243 190H240ZM247 189H249V190H251L250 188H247ZM246 189V190H247ZM38 190V191H37ZM205 190H206V188H205ZM204 189H203V191L204 192H207V193H205V194H207L208 195V193H209V195H210V188H209V190L207 189V191H205ZM227 190H229V188H227ZM227 190H225V191H227ZM230 190H229V192H230ZM238 190H240L239 191V193L237 192ZM245 190V191H246ZM41 191H42V193H41ZM191 193H190V192ZM225 191H224V193H225ZM255 191V192H254ZM263 191V192H262ZM38 192H40L41 194L39 195V193ZM95 192V191H94ZM201 192V191H200ZM228 192V191H227ZM92 193V192H91ZM91 193H89V194H91ZM162 193V194H161ZM203 193V192H202ZM201 193V195L203 196V194ZM223 193V194H224ZM237 193V194H236ZM241 193L243 194V195H241ZM108 194V195H107ZM115 194V193H114ZM163 194H165V195H163ZM198 194H200V193H198ZM204 194V195H205ZM222 194V193H221ZM230 193L228 194H226L225 193V195H231ZM255 194V195H254ZM88 195V194H87ZM106 195H107V197H106ZM159 195V196H158ZM163 195V196H162ZM186 195H188V194H186ZM185 194H184V196H186ZM188 195V196H189ZM195 195H197V194H194L193 195V197L195 198ZM206 195V196H207ZM208 195V196H209ZM232 196V197H227V200H229L228 198H230V200L228 201L229 203H230V201L232 200V201H235V196ZM43 197L42 199H41V197ZM101 196H103V197H101ZM183 196V197H184ZM198 196L199 195H197V198H198ZM200 197V198H198L199 199V201L200 200H202L203 199V197H205V196H203V197ZM211 196V195H210ZM224 196V195H223ZM249 196V197H250ZM52 196H46V201H45V203H44V205H42V206H40V207H38V208H40L43 212H44V210H47V211H49V213L51 212V213H53V214H55L54 212L55 211H57V210H59V208H62V207H64L67 203H65V204H63V205H60V207L59 208H56L55 209V207L54 208H52L51 207V205L49 204V198H51ZM84 197H86V195L84 196ZM101 197V198H100ZM187 197V196H186ZM185 197V198H186ZM192 197V198H193ZM220 197V199L222 200V198H224V197H222L221 198ZM235 197V198H234ZM238 197H237V199H238ZM53 198H55V195H54V197ZM178 198H174V200L177 202H175L176 204L175 205H177V206H180L179 204H181V203H183V202H186L185 204L183 203L182 205H181V207H182V209L185 211V206H187L188 204V206L187 207H190V209H192V206H191V204H193L192 203V200H193V202H194V198L193 199H189L191 202V204L190 203H188V201H186V200H188V198L186 199V200H181L180 201V198L178 199ZM196 198V199H197ZM207 198V197H206ZM211 197H209V199H210ZM231 198H233V199H231ZM241 198H239L238 200H241ZM246 198H248V196H246ZM172 199V200H171ZM197 199V200H198ZM208 199V198H207ZM207 199H205V200H207ZM208 199V201H203V203L204 204H207L206 206L204 205H201L202 204V202L200 201V203H198L197 202V204L199 205V207H198V205L196 206L195 204H193L194 206H196V208L194 209H192V210H194V211H192L191 210V212H193V213H190V215H192L193 216V218H195V219H193L195 222H197L198 221V218H199V222H200V224L199 225H201V224H203V226L204 225H206L205 227L207 228V229H202V226L200 227V226H198V222L197 223H195V224H197L196 225V227H197V229L199 230V228L198 227H200L201 229H202V231L203 232H206V230H208L210 227H213L212 226V224L209 226V228H208V226H207V224H208V222H206L205 224H204V222L202 223V221L204 220V219H202V218H204L205 217V219L207 218L206 216H207V214H206V207L208 206V204H213L215 201L213 200V198H211L212 200H213V202H212V200H211V202L212 203H210L209 200ZM225 199V202H227V200H226V198H224ZM223 199V200H224ZM236 199V201H238ZM170 200V201H169ZM196 200V201H197ZM218 200H219V198H218ZM256 200V201H255ZM25 201V200H24ZM43 201V200H42ZM54 201V200H53ZM146 201H143V202H146ZM172 201V202H171ZM180 201V202H179ZM196 201L194 202V203H196ZM236 201H235V205H237L238 204V206H239V202L240 201H238V203H236ZM253 201H255L254 202V204H253ZM72 202V201H71ZM125 202H128V203H125ZM169 202H171V204L172 205H170V203ZM207 202V203H206ZM215 202V203H216ZM227 202V203H228ZM247 202V203H248ZM22 203H24V202H22ZM42 203V202H41ZM40 203V204H41ZM70 203V202H69ZM131 203V204H130ZM142 203V202H141ZM174 203V202H173ZM179 203V204H178ZM227 203H225L226 204V206H224L225 204H224V201H223V205L222 204H220V205H222V206H224V207H229V205L230 204H233L232 202L229 204V205H227ZM247 203H246V205H244L243 207H241L242 209L244 208V207H247ZM251 203V204H250ZM26 204V203H25ZM38 204V206L40 205L39 203H37ZM37 204L35 203V205L37 206ZM73 203H71L70 205H74ZM127 204H129V207L127 206ZM144 204V203H143ZM146 204V203H145ZM144 204V205H145ZM218 204V205H219ZM69 205V204H68ZM69 205V206H70ZM185 205V206H184ZM209 205V206H210ZM214 205V204H213ZM218 205H216L215 206V210H217V206ZM219 205V206H220ZM234 205V204H233ZM15 206V205H14ZM133 206H135V205H133ZM139 206H141V205H139ZM202 206V207H201ZM212 206V205H211ZM210 206V209L208 210L207 209V212L208 211H210L214 206H212L211 207ZM218 206V207H219ZM232 206V205H231ZM230 206V207H231ZM238 206H235L236 208L238 207ZM33 207V206H32ZM105 207V206H104ZM109 207V206H108ZM128 207V209L126 210V208ZM143 209H141V210H143L144 211V207H143V205L141 206ZM146 207H148L147 206V204H146ZM146 207H145V209H146ZM221 208V214H220V216L222 217V216H225L224 214L227 212V211H229L230 210V208H229V210H226V212H225V209L226 208ZM234 207V208H235ZM248 207V208H249ZM256 207H258V208H256ZM37 207H35V209H36ZM37 208V209H38ZM116 208H113V209H116ZM132 208V207H131ZM136 208V207H135ZM152 208V209H153ZM208 208V207H207ZM220 208V207H219ZM236 208L234 209V210H236ZM240 208V209H241ZM248 208H245V209H248ZM250 208H249V211H248V214H247V210H242L243 212H245V214H247V216L244 214H242L241 212V214H242V216L240 215V213H239V215H238V212H237V214H236V217L235 218H237V216L238 217H240L241 216V218H245V217H249L250 216ZM33 209V208H32ZM36 209V210H37ZM139 209V208H138ZM171 209H170V212L169 213H173V214H175L176 212H175V210L174 209H176L175 207H174V209H172V211H174V212H171ZM178 209V208H177ZM187 210L189 209V208H186ZM189 209V210H190ZM239 209V208H238ZM252 209H254V211L252 210ZM258 209V210H257ZM112 210V209H111ZM182 210V211H183ZM223 210V211H222ZM231 210H232V212H234L233 211V209L231 208ZM256 210V211H255ZM34 212V210H31V212ZM46 211V212H47ZM105 211V210H104ZM108 211H109V209H108ZM133 211V210H132ZM137 211H139V210H137ZM182 211H181V213H182ZM183 211V212H184ZM218 211V210H217ZM217 211H212V212H209V214L211 215L212 213H214V212H217ZM253 211V212H252ZM29 212V211H28ZM36 212V211H35ZM46 212L44 213L45 215H43L42 213H40V215H38L37 213H36V215H38V218H41L42 220H43V218L45 219V217L44 216H46L47 214H46ZM69 212V214H71V217L72 216H74V217H77L78 216V213H79V210H78V208L77 209H74V208H72L71 209V211L69 210L68 211ZM110 213H111V211H109ZM130 213H131V211H129ZM135 212H136V210H135ZM188 213H189V211H187ZM224 212V213H223ZM230 212V211H229ZM235 212V213H236ZM50 213V214H51ZM91 213V212H90ZM93 213V212H92ZM91 213V216L93 215ZM100 213V212H99ZM99 213H98V215H99ZM106 213V212H105ZM139 214H140V211L138 212ZM143 213V212H142ZM148 213V212H147ZM146 212H145V217H146V215L148 216V214H147ZM149 213H150V211H149ZM168 213V214H169ZM185 214V217L183 216V215H178V214H180V213H178V214H176V215H178V217H179V219H180V217L181 216H183V218H181V219H183V221L181 220V224L180 223H177V224H180V225H178V227H176L177 229H178V234H179V238H181V239H183V242L185 243L184 245L182 244V247L185 249V248H187L188 247V249L190 250V245H191V240L193 239V236L195 235V233H194V235L192 236V234H191V231L190 230H188V232L190 231V233H188L187 232V226H186V224L185 223H187V225L189 224V221H190V218L189 217H187V218H189V219H187L188 221L187 222H184V220H186V219H184V218H186V215L188 214H186V211L184 212ZM220 213V212H219ZM231 213V212H230ZM230 213H226L227 214V216H229L230 215ZM235 213H233V214H231L232 215V217L234 216V214ZM50 214H48L49 215V217L51 216ZM58 214H60V213H58ZM86 213H84V215H85ZM94 214V215H95ZM129 214V213H128ZM133 214V216H134V212L132 213ZM136 214V213H135ZM173 214H171V216L173 215ZM183 214V213H182ZM209 214H208V217H209ZM263 214H259V215H261V216H263L264 217V215ZM66 215L68 216V214L66 213ZM97 215V214H96ZM96 216L97 217V219L96 220H98V217L99 216ZM105 215V214H104ZM111 214H109V216H110ZM142 216H143V214H141ZM141 215H139V217L141 216ZM151 215V214H150ZM156 215V214H155ZM164 215V214H163ZM189 215V214H188ZM205 215V216H204ZM213 215V214H212ZM215 215V214H214ZM216 215H218V213L216 214ZM230 215V216H231ZM249 215V216H248ZM252 215H255V214H252ZM258 214H257V216H255V217H257L258 219L260 218V217H258L259 216ZM18 216V215H17ZM34 216V215H33ZM53 216V215H52ZM52 216H51V218L47 221H42L43 222V224H41V221H40V226H38V227H41L42 229L44 228V227H47L48 225H50V223L52 222V220L53 219H55V220H58L59 219V217L58 218H54V216H53V218H52ZM58 216V215H57ZM131 216V215H130ZM132 216V217H133ZM136 217H137V215H135ZM169 216V215H168ZM170 216V217H171ZM173 216H175V215H173ZM172 216V217H173ZM35 217V216H34ZM48 217V218H49ZM78 217H80V216H78ZM94 216H92V218H93ZM101 217V216H100ZM111 217V216H110ZM110 217H108L107 216V218H110ZM128 217V216H127ZM135 217V218H136ZM139 217H138V219H139ZM154 217H156V216H154ZM158 217V216H157ZM176 217V216H175ZM213 220H215V216L214 217H212V216H210ZM209 217V218H210ZM217 217H219V216H217ZM216 217V218H217ZM221 217H220V220H221ZM226 217V216H225ZM224 217V218H225ZM263 217L261 218V219H263ZM37 218V216H36V218H34V219H38ZM70 218V217H69ZM112 219H113V217H111ZM115 218V217H114ZM125 218V219H124ZM129 218H131V217H129ZM142 218V217H141ZM140 218V219H141ZM174 218V217H173ZM177 218V217H176ZM197 218V219H196ZM224 218H222L223 220H227L228 219V217H226V219H224ZM234 218V217H233ZM233 218H229L230 220H228L227 221V223H229V224H231V223H233V221L232 222H230L231 221V219L233 220ZM235 218H234V222L235 221H237V222H235V224H237L238 225V222H240V221H238V220H235ZM253 218V219H252ZM252 218H251V216H250V219H244V220H246L245 222L246 223H248V225L250 224V223H254V222H256V224H257V221H258V223H261V220H260V222H259V220L256 218V221H255V219H254V216H252ZM3 219V218H2ZM71 219H73V217L71 218ZM76 219V218H75ZM84 219V218H83ZM105 219V218H104ZM103 219V217H102V220H104ZM112 219H110L111 220V222H113V224H117L116 222H117V219H116V221H115V223H114V219H113V221H112ZM128 219V218H127ZM134 219V218H133ZM137 219V218H136ZM137 219V220H138ZM143 219V218H142ZM211 219V223L212 222H215V221H213ZM251 219L252 220H254V222L252 221V222H250L249 223V221L248 220H250L251 221ZM89 220H90V218H89ZM91 220H93V219H91ZM100 220V219H99ZM99 220L97 221V223L99 224ZM102 220H101V222H102ZM110 220H108L107 219V222L104 224L105 226H104V228L105 229H108V228H111L110 226H109V221ZM130 220H132V219H130ZM156 220V219H155ZM161 220V219H160ZM175 220V219H174ZM202 220V221H201ZM206 220H209V224H210V219H206ZM219 219L217 218V221H218ZM222 220V221H223ZM243 220V221H244ZM264 220V219H263ZM105 221H106V219H105ZM135 221V220H134ZM175 221H177V222H180V221H178V220H175ZM191 221H192V219H191ZM191 221H190V223H191ZM216 221V222H217ZM39 222V221H38ZM50 222V223H49ZM104 222V221H103ZM102 222V223H103ZM119 222H122V221H120L119 220ZM158 222V221H157ZM171 222V221H170ZM224 222V221H223ZM264 222V221H263ZM262 222V223H263ZM49 223V224H48ZM132 223V222H131ZM136 223H137V221H136ZM153 223H155L154 221H153ZM172 223H174L173 222V220H172ZM193 223V222H192ZM240 223H244V222H240ZM52 224V223H51ZM75 224H76V222H75ZM74 224V225H75ZM94 224H95V222H94ZM93 224V225H94ZM112 224V225H113ZM120 223H118V225H119ZM152 224V223H151ZM194 224V223H193ZM194 224V225H195ZM220 224V225H219ZM222 224H226V223H222L221 221H220V223H219V221H218V225L215 223V225H214V223H213V225L214 226H221ZM251 224V225H252ZM264 224V223H263ZM33 225V224H32ZM64 225V224H63ZM73 225V226H74ZM96 225V224H95ZM123 225H125V223L124 224H122V226ZM132 224H130L129 226H131ZM135 227H136V225L135 224H133ZM155 225V224H154ZM157 225V224H156ZM237 225L236 226H233V227H237ZM251 225H250V229H251V231H253V228H254V231H255V229H256V227H254V225H255V223L252 225V227H251ZM258 226H257V228L259 227V226H261V224L259 225V224H257ZM34 226H35V224H34ZM68 227L70 226V225H67ZM99 226V225H98ZM103 226V225H102ZM153 226V225H152ZM165 226H167V227H169L168 225H165ZM188 226H191L192 227V230H193V225H188ZM217 226L216 227H214V228H217ZM227 226V230H225V226H223V227H221V229H224L223 231H227V233L229 232L228 230V228H230L229 226L230 225H226ZM241 226H243V228H244V224H239V227L241 228ZM256 226V225H255ZM27 227V226H26ZM63 227H65V226H63ZM68 227H66V228H68ZM114 227V226H113ZM133 227V226H132ZM132 227H129L130 229L132 228ZM191 227H190V229H191ZM238 227V228H239ZM248 227V226H247ZM247 227H245V229H243L242 230V232H244V234L246 233L247 235H248V237H251L249 240L250 241H252L251 239H255L256 241H258L259 239L258 238H256V237H258V235L260 234V236H262V237H260L259 236V238H264V232L262 233H260L259 231H257V230H264V227H263V225L261 226V228L259 229H256V231H255V233L257 232H259L258 234H256L257 236L256 237H254L253 235L255 234L254 233V231L253 232H251V236H250V233H248V232H250V231H248V229H247ZM41 228H39V229H41ZM56 228V227H55ZM70 228V227H69ZM71 228H72V225H71ZM99 228V227H98ZM125 228H128V226L127 227H125ZM173 228V227H172ZM204 228V227H203ZM213 228V229H214ZM219 228V227H218ZM217 228V229H218ZM232 228V227H231ZM231 228H230V232L231 231H233L234 229H232L231 230ZM21 229V228H20ZM24 229V228H23ZM26 229V228H25ZM36 229H37V227H36ZM35 229V230H36ZM121 229H123L122 227H121ZM121 229H119V230H121ZM130 229H128V230H126L127 232L130 230ZM196 229V228H195ZM196 229V230H197ZM211 229V228H210ZM220 229V228H219ZM218 229V230H219ZM220 229V230H221ZM247 229V232H245V230ZM102 230V229H101ZM116 230V229H115ZM118 230V229H117ZM118 230V231H119ZM162 230H164V229H162ZM205 230V231H204ZM216 230V229H215ZM220 230H219V232H220ZM39 231H41L42 232V230H39ZM38 231V232H39ZM45 231V230H44ZM66 231V230H65ZM117 231V232H118ZM121 231H123V230H121ZM125 231V230H124ZM123 231V232H124ZM132 231H134V229H132ZM171 231V230H170ZM211 231H212V229H211ZM211 231H207L206 232V234H205V239H206V242L205 243H207L208 241H209V243L208 244H210V241L213 239L214 241L216 240L215 238L217 237V234H220V233H218V231L216 230V233L217 234H215L214 235V237L213 236H211V240H208V237L210 236H207V233L209 234V232L211 233ZM236 232H238L239 230H235ZM234 231V234H228V236H227V234H225V233H223V234H225L226 236V238H224V241L225 240H228V238H229V240H230V238L232 239L233 237H234V235L236 234L237 235V233ZM38 232H36L35 231V236H37L38 235ZM40 232V233H41ZM52 232V231H51ZM145 232V231H144ZM162 232H165V231H162ZM175 232V231H174ZM198 232V231H197ZM241 232V231H240ZM241 232V234H243ZM39 233V234H40ZM46 233V232H45ZM120 233H122V232H120ZM130 233H132V232H130ZM134 233V232H133ZM132 233V234H133ZM170 233V232H169ZM192 233H193V231H192ZM202 232L200 231V234H201ZM222 233V232H221ZM254 233V234H253ZM19 234V233H18ZM42 234V233H41ZM47 234V233H46ZM59 234H61V233H59ZM125 235H126V233H124ZM147 234V233H146ZM149 234V233H148ZM151 234V233H150ZM161 234H166V233H161ZM160 234V231H159V235H161ZM177 234V235H178ZM190 234H191V236H192V239L189 241V236H190ZM197 234V233H196ZM199 234V235H200ZM203 234V233H202ZM214 234V230H213V232H212V235ZM240 234V235H241ZM253 234V235H252ZM263 234V235H262ZM128 235V234H127ZM142 235H144V234H142ZM158 235V234H157ZM163 235H161V236H163ZM170 235V234H169ZM233 235V236H232ZM39 236V235H38ZM41 236V235H40ZM43 236V235H42ZM131 236V235H130ZM145 236V238H146V235H144ZM190 236V237H191ZM197 236V235H196ZM206 236H207V238H206ZM219 236V235H218ZM223 236V235H222ZM230 236V237H229ZM232 236V237H231ZM239 236V235H238ZM238 236H235L234 237V239L235 238H237V239H240V236L238 237ZM33 237V236H32ZM51 237V236H50ZM148 237V236H147ZM157 237V236H156ZM164 237V236H163ZM166 237V236H165ZM170 237V236H169ZM177 237V238H178ZM202 237V238H201ZM213 237V238H212ZM228 237V238H227ZM242 237H244L245 239L246 238H248V237H245V235H241V239H242ZM253 237V238H252ZM33 238H35V237H33ZM39 238V237H38ZM38 238H37V240H38ZM43 238V237H42ZM141 238H142V236H141ZM144 238V239H145ZM149 238V237H148ZM172 238V237H171ZM173 238H175V237H173ZM176 238V239H177ZM194 238H195V236H194ZM197 238H201V239H203V241H202V243H204V238H203V236H197L196 238H195V242H199V239H197ZM219 238L221 239V241L223 240L222 239V237H220L219 236ZM151 239V238H150ZM157 239H159V238H157ZM160 239H161V237H160ZM168 239V237L166 238V240ZM200 239V240H201ZM209 239H210V237H209ZM237 239H235V240H233L232 239V243L235 241V243L237 244V242L239 243V240L236 242V240ZM258 239V240H257ZM261 239V241L263 242V240ZM36 240V241H37ZM62 240V239H61ZM162 240V239H161ZM175 240V239H174ZM198 240V241H197ZM208 240V241H207ZM212 240V241H213ZM219 240V239H218ZM32 241H33V239H32ZM40 241V240H39ZM63 241V240H62ZM61 241V242H62ZM146 243H145V242ZM144 241H142V242H144L145 244H147L148 243V241L147 240H144ZM165 241V240H164ZM173 241V240H172ZM176 241V240H175ZM211 241V242H212ZM220 240H219V243H220V245H219V243H218V247L220 246V249H221V242ZM231 241V240H230ZM240 241H242V240H240ZM254 241V240H253ZM255 241V244L256 243H258V244H260V240H259V242H256ZM38 242V241H37ZM188 242L190 243V244H188ZM227 242H229V241H227ZM226 241H225V243H227ZM242 242H246V243H248V240L246 241V240H244V241H242ZM261 242V243H262ZM152 243V242H151ZM180 243H181V241H180ZM194 243V242H193ZM197 243H196V245H197ZM205 243H204V245H205ZM215 243V242H214ZM213 243V244H214ZM232 243L230 242L229 244L231 245V246H233L232 245ZM235 243H233V244H235ZM246 243L245 244H243V248H244V245H246ZM254 243V242H253ZM264 243V242H263ZM30 244H32V243H30ZM35 244V243H34ZM140 244H141V242H140ZM171 244V243H170ZM172 244H175V242H173ZM199 244V243H198ZM208 244H206L207 245V247H208ZM209 245L210 246V248H213V246L215 247V245L216 244H214V245ZM223 244V246H224V242L222 243ZM235 244V247L236 246H238V249L239 248H241V250L243 251V248L242 247H240L242 244H241V242L239 243L240 244V246L239 245H236ZM38 245V244H37ZM45 245V244H44ZM154 244H152V246H153ZM164 245H165V243H164ZM200 245H201V242H200V244H199V249H200V251L202 250V248H200ZM203 244H202V246L201 247H203L204 246ZM205 245V246H206ZM226 245V244H225ZM230 245H228V243H227V247L229 246L230 247ZM260 245H262V244H260ZM40 246H42V242H41V245ZM40 246H39V249H41L40 248ZM155 247H156V243H155V245H154ZM160 246H161V243H160ZM195 246V245H194ZM34 247V246H33ZM163 247V246H162ZM191 247H193V245L191 246ZM206 247V250H210V248L208 249ZM217 247V246H216ZM228 247V248H229ZM38 248V247H37ZM137 248V247H136ZM194 248H196V246L194 247ZM198 248V247H197ZM224 249H223V251L225 250V255L222 253V254H220L221 253V250L219 251L218 250V252H220L218 255L216 254V252H217V248H216V251H215V257L216 256H219V255H224V256H226V257H223V259H226V260H228V259H230V257H227V256H236V253L235 254H233V251H231L232 249H234V252H235V248L234 247H232V249L230 250V249H228V251H230L231 253V255H226L227 253H228V251H227V248L224 246L223 247ZM231 248V247H230ZM237 248V247H236ZM28 249V248H27ZM184 249H182L183 251H184ZM203 249H205V247H203ZM246 249L247 248H245L244 250L246 251ZM35 250H36V247H35ZM99 250V249H98ZM101 250H104V249H101ZM118 250V249H117ZM162 250V249H161ZM160 250V251H161ZM168 250V249H167ZM175 250V249H174ZM187 250V249H186ZM184 251V252H190L189 250H187V251ZM192 250H194V249H192ZM214 250H215V248H214ZM240 250V249H239ZM248 250V249H247ZM38 251V250H37ZM155 251H157V250H155ZM159 251V250H158ZM202 251H204V250H202ZM201 251V252H202ZM211 251V253L209 252H207L206 251V253H208V254H210V257H211V254L214 252L213 251V249L212 250H210ZM213 251V252H212ZM227 251V252H226ZM245 251L244 252H241V254L242 253H245ZM263 251H264V249H263ZM263 251H262V253H263ZM30 252H31V248H30ZM42 252V251H41ZM40 252V253H41ZM117 252V251H116ZM177 252V251H176ZM236 252H238L239 254H238V256L239 255H241L240 254V252L239 251H236ZM250 251H248V255H246V256H250V255H252V253L250 252ZM19 253V252H18ZM31 253H33V252H31ZM181 253V252H180ZM179 253V254H180ZM204 253V252H203ZM245 253V254H246ZM262 253H260V254H258V255H255V254H253L254 256H256V257H254V256H252V258H253V260H255V258H256V260H257V258H259V256L260 257H264L263 255H262ZM30 254V253H29ZM34 254V253H33ZM185 254V253H184ZM205 254V253H204ZM245 254H243V256L241 257V256H239L238 257V259H239V261L240 260H243V259H245L246 257H244L245 256ZM35 255H37V254H35ZM180 255H182V254H180ZM187 255H189V254H187L186 253V256ZM203 255V254H202ZM202 255H199V256H202ZM207 255V254H206ZM262 255V256H261ZM19 256H20V254H19ZM32 256H34V255H32ZM126 256V255H125ZM131 256V255H130ZM132 256H134V255H132ZM160 256V255H159ZM171 256V255H170ZM191 256V255H190ZM258 256V257H257ZM26 258H27V256H25ZM177 257V256H176ZM183 257V256H182ZM188 257V256H187ZM192 257V256H191ZM210 257L208 258V260H210ZM220 257V256H219ZM219 257H216V259L219 261L220 260V258ZM14 258V257H13ZM156 258V257H155ZM190 258V257H189ZM243 258V259H242ZM247 258H250V260L248 259H246V260H243V261H245V264L247 263H249L250 261L252 262L253 260H251L252 258H251V256L250 257H247ZM22 259V258H21ZM96 259H98V258H96ZM128 259V258H127ZM131 259V258H130ZM129 259V260H130ZM160 259V258H159ZM177 259V258H176ZM183 259H184V257H183ZM186 259V258H185ZM212 259H214V258H212ZM211 259V260H212ZM234 259V258H233ZM156 260V259H155ZM154 260V261H155ZM158 260V259H157ZM217 260H216V262H217ZM221 260H222V257H221ZM235 260H237V259H235ZM234 260V261H235ZM256 260H255V262L253 261L252 263H257L256 262ZM259 260V259H258ZM130 261H132V260H130ZM136 261V260H135ZM161 261V260H160ZM171 261H172V259H171ZM188 261V260H187ZM214 262H215V260H213ZM224 260H222V262H223ZM238 261V260H237ZM236 262L237 264L238 263H241V262ZM247 261V262H246ZM12 262V261H11ZM125 262V261H124ZM124 262H122V263H124ZM127 262V261H126ZM126 262H125V264H126ZM129 262V261H128ZM127 262V263H128ZM134 262V261H133ZM159 262V261H158ZM168 262V261H167ZM209 262H211V261H209ZM251 262H250V264H251ZM14 263V262H13ZM171 263V262H170ZM219 263H221V261L220 262H218V264ZM227 263V261H225V264ZM229 263H233V264H236L235 262H232L231 260L229 261ZM243 263V262H242ZM241 263V264H242ZM258 263H260L259 261H258ZM128 264H130V262L128 263ZM131 264H132V262H131ZM135 264H136V262H135ZM158 264V263H157ZM178 264V263H177ZM222 264H224V262L222 263Z\"/></svg>","mask_w":264,"mask_h":264},{"label":"water","instance_id":"3","mask_svg":"<svg viewBox=\"0 0 264 264\" xmlns=\"http://www.w3.org/2000/svg\"><path fill=\"white\" fill-rule=\"evenodd\" d=\"M91 166L92 165H90V167ZM100 170H98V169H91V170L81 169L80 171L78 170L76 172L69 173L68 174L69 179L67 178V180H64V181H61V182L55 184V186L52 189H50L47 186H44L43 193L41 191L42 196L43 197L52 196L51 198H49V199H51V202H49V204L51 205L52 208L55 207V209L59 208L60 205H63L65 203H69L71 201L72 202L77 201L76 199H79V197L80 198L83 197V199L86 198L85 199L86 206L90 205V203H92L94 205L95 203H93V202H95L96 197L98 195L104 196V194H106V193H104V191L110 192L112 189H114L116 186H118V184L120 183V180L124 181L123 179L126 176L125 171L119 172L118 169H115L117 171H116V174L113 176H108L106 171H104V172L101 171V173H103L102 176L94 174L95 172L100 171ZM71 177H73L72 179H75L74 181L77 184L79 183V186H81V187H75V186L71 185V183H70ZM106 177H110L108 180V184L106 183V180H107ZM104 178H106V180H104ZM101 180L105 182V185H102V186L98 185L99 182H101ZM94 182H95V185L93 184ZM92 185L94 187L91 189ZM109 187H111V188H109ZM27 192L31 193V191H27ZM38 193H39V195L41 194L40 192H38ZM89 193H91V194H89ZM22 194H21V197L18 198V200L22 198ZM54 195H55V198H53ZM85 195H86V197H84ZM107 195H106V197H107ZM103 196H101V197H103ZM53 200H58L56 205H52ZM18 205L19 204H17V206ZM263 206H264V204H263ZM27 210H29V214L26 216L27 219H25V217L23 218L24 219L23 223H28L29 221H31V218L33 216V212H31L32 209L29 208Z\"/></svg>","mask_w":264,"mask_h":264}]
</instances>
